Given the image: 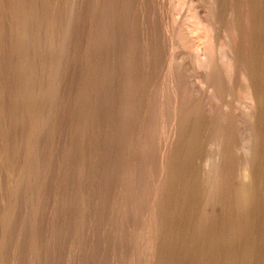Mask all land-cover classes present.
I'll return each instance as SVG.
<instances>
[{
  "label": "rangeland",
  "instance_id": "rangeland-1",
  "mask_svg": "<svg viewBox=\"0 0 264 264\" xmlns=\"http://www.w3.org/2000/svg\"><path fill=\"white\" fill-rule=\"evenodd\" d=\"M0 10H3V8L7 9V11L4 9L3 11H0V20H2V17H4L3 19L7 20V21H2L0 22L2 27V29L0 28V264H218L219 262H221V256H220V260L216 259L218 256L217 255H221L222 252V245L219 241H223L222 237H224V223H222L224 220V218H222V216L224 217V215L222 213H224L223 211V204H222V196H221V187H220V182L217 181V179L219 180V174L216 173V176L212 170L209 171L213 172L211 176H209L210 174L208 173V170L211 169V165L209 161V155H206V153L210 154L211 149H217L216 144L213 143L214 146H211L212 142H215V137L219 138L218 135V131L216 128L213 130V132L216 135L213 134V138H209L212 136V134L208 135L209 132V128H208V124L207 121H201V118L203 119L206 115H203V110L205 111V109L207 110V100H206V91H207V85H205L206 83H202L203 81L205 82L206 79L204 76L203 80H199V78H203V76H201V74L204 75V73H198V72H194L193 70V65L191 63H189V65L183 66L180 65L181 61H179L180 63L176 64L174 61V57H175V61L182 59V54H180L179 52H182V47L179 46L177 47L176 44L178 43V41H180V39L178 38L179 36H177V32L174 31L175 28V19L173 20V17L176 18L177 20V13L178 15L181 14L180 12L184 9L185 12H187L188 10V2L189 0H180V3H183L184 1H188L186 3H183V7L180 4L179 6H176L174 3L175 1L173 0H27V2L23 1V0H0ZM29 1V2H28ZM39 1V2H38ZM46 1V2H45ZM64 1V2H63ZM84 3H82V2ZM110 3H109V2ZM168 1V2H167ZM170 1V2H169ZM183 1V2H182ZM201 1V0H199ZM203 1V0H202ZM201 1V2H202ZM5 3V4H2ZM23 2V3H21ZM55 2V3H54ZM59 4H58V3ZM66 7H64L62 4ZM70 2V3H67ZM88 4H87V3ZM108 2V3H106ZM121 2V3H119ZM30 3V4H29ZM33 3V5H32ZM47 3V4H45ZM70 5V6H68ZM83 4V6L81 7V5ZM143 3V4H142ZM13 4V5H12ZM24 4V5H23ZM37 4H40V8L41 11L39 9V6ZM56 4L59 6H56ZM77 4V5H75ZM81 4V5H80ZM87 4V6L85 5ZM116 4V5H115ZM167 4H174L176 6L177 9H174L175 6L173 5H167ZM3 5V6H2ZM11 7H8V6ZM15 5V6H14ZM17 5V6H16ZM28 5V6H27ZM41 5L43 6V8L41 7ZM47 5V7H46ZM51 6L50 9L54 10L51 12V10L49 9V7ZM54 5V7H53ZM85 5V7H84ZM90 5V7H89ZM110 5V7H109ZM131 5V6H130ZM14 6V8H12ZM23 6V8H22ZM25 6V8H24ZM27 6V7H26ZM34 6V7H33ZM101 7V15H104L102 17H105V22H107V24H110L113 22V20H118L115 22V24H117L115 26V24L112 26L109 25L107 26V24L103 21L104 18H102L101 22H98V19L95 18V14L93 9L96 7ZM103 6V7H102ZM117 6V7H116ZM7 7V8H6ZM19 7V8H18ZM22 9H21V8ZM32 7V9H31ZM76 7V9H75ZM78 7V9H77ZM187 7V9L185 8ZM27 8V10H26ZM36 8V10H35ZM61 8V9H60ZM105 8V9H104ZM119 8V9H118ZM124 8V9H123ZM174 10H173V9ZM181 8V9H180ZM25 9V11L23 10ZM31 9V14L29 12V10ZM44 9V11H43ZM55 9H59V10H55ZM71 9V10H69ZM76 10L75 12H73V10ZM85 9V10H84ZM99 9V10H100ZM112 11H111V10ZM167 9V10H166ZM169 9V10H168ZM14 10V11H13ZM17 10V11H16ZM21 10V11H20ZM34 10V11H33ZM62 10V11H60ZM67 10V12H66ZM82 10V11H81ZM131 10V11H130ZM176 10V11H175ZM181 10V11H180ZM184 10L182 13H184ZM7 13H6V12ZM11 11V12H9ZM26 11H28L27 13H25ZM57 11V12H56ZM61 13H60V12ZM72 11V12H71ZM105 13L107 15L106 12H108L107 18L106 19V15L102 14ZM134 11V13H133ZM136 11V12H135ZM22 12V13H21ZM33 12V14H32ZM37 12H41V13H37ZM71 12V13H70ZM89 12V13H88ZM114 12V13H113ZM127 12V13H126ZM132 12V13H131ZM171 12H175L176 15H173V17L171 16L173 13ZM14 13V15H13ZM18 13V14H17ZM45 13V14H43ZM56 13H59L56 14ZM69 13V14H68ZM76 15H75V14ZM118 15H117V14ZM167 13V14H166ZM174 13V14H175ZM20 14V15H19ZM26 14V15H25ZM36 14V15H35ZM40 14V16H39ZM43 14V15H41ZM51 14V16H50ZM53 14V16H52ZM87 14V15H86ZM92 14V15H91ZM121 14V15H120ZM127 14V15H126ZM3 15V16H2ZM6 17H5V16ZM9 15V16H8ZM69 15V16H67ZM70 15L73 17H70ZM13 16V17H11ZM18 16V18H16ZM21 16V17H20ZM24 16V17H23ZM26 16V17H25ZM29 16V17H28ZM37 16V17H36ZM44 18H43V17ZM63 18H61V17ZM82 16L84 18H82ZM118 18H120L121 20H119ZM122 16V17H121ZM133 16V17H131ZM40 17V18H39ZM48 17V18H47ZM49 17H52L53 20H51ZM54 17V18H53ZM69 17V18H68ZM86 17H88L86 19ZM126 17V19H124ZM9 18V19H8ZM30 18V19H29ZM47 18V19H46ZM79 18V19H78ZM100 18V16H99ZM114 18V19H113ZM132 18V19H130ZM134 18V19H133ZM26 19V20H25ZM30 21H29V20ZM32 19V20H31ZM37 19L42 20V21H37ZM45 19V20H44ZM50 19V20H49ZM62 19V20H61ZM65 19V20H64ZM68 19V20H67ZM72 19V20H70ZM80 19L82 21H80ZM20 20V21H18ZM47 20V21H46ZM50 22H49V21ZM60 20V21H58ZM67 20V22H66ZM70 20V21H69ZM77 20V21H76ZM107 20V21H106ZM169 20V21H168ZM13 21V22H12ZM18 21V22H17ZM22 21V22H21ZM24 21V22H23ZM35 21V22H34ZM37 21V22H36ZM52 21V22H51ZM56 21V22H55ZM62 21V22H61ZM74 21V22H73ZM87 21V22H86ZM112 21V22H110ZM122 21V22H121ZM132 21V23H131ZM10 23L5 24V23ZM55 24H54V23ZM59 22V25L57 24ZM76 22V23H75ZM79 22V23H78ZM98 22V23H97ZM128 22V23H127ZM175 22V23H174ZM4 23V24H3ZM17 25L15 26L14 25ZM18 23V24H17ZM20 23V25H19ZM27 23V24H26ZM35 23V24H34ZM38 23L40 25H38ZM51 25H49V24ZM86 23V24H84ZM105 23V24H103ZM121 23V24H119ZM130 23V24H129ZM173 23V24H171ZM24 24V26H23ZM44 24V25H41ZM72 24V25H71ZM84 24V25H83ZM98 24V25H97ZM103 24V25H101ZM133 24V25H132ZM169 24V26L167 25ZM8 27H6V26ZM48 25V26H47ZM77 25V26H76ZM119 25V26H118ZM123 25V26H122ZM15 26V29L14 27ZM22 26V27H20ZM26 26V27H25ZM58 26V27H57ZM74 29H71L70 28ZM101 26V27H100ZM113 28H112V27ZM135 26V27H133ZM29 27V28H28ZM46 27V28H45ZM84 27V28H83ZM106 29H105V28ZM127 27V28H126ZM130 27V28H129ZM172 27V30H171ZM36 28V29H35ZM40 28V29H39ZM42 28V29H41ZM45 30H44V29ZM57 28V29H56ZM59 28V29H58ZM60 28H61V32L63 31L64 33L60 32ZM82 28V29H81ZM86 28V29H85ZM97 28L99 29V34H100V29H102L103 34L105 35L107 33V37H105L102 32L101 34L97 36ZM116 30H115V29ZM120 28V30H119ZM124 28V29H123ZM165 28H168L170 33H168V29L165 30ZM11 29V31H10ZM14 32H13V30ZM29 29V31H27ZM48 31H47V30ZM63 29V30H62ZM66 29V30H65ZM90 29V30H89ZM123 29V30H122ZM126 29V30H125ZM18 30V31H17ZM27 32H26V31ZM39 30V31H38ZM70 30V32H69ZM97 30V31H96ZM107 32H104V31ZM113 30V31H112ZM115 30V31H114ZM118 30V31H117ZM6 31V32H4ZM16 31V32H15ZM23 31V32H22ZM37 31V34L36 32ZM43 31V32H42ZM50 31H52L50 33ZM56 31V32H55ZM67 31V32H66ZM111 31V32H110ZM120 31V32H119ZM2 32V33H1ZM26 32V33H25ZM29 32V33H28ZM35 32V34H34ZM39 32V33H38ZM45 32V34H44ZM81 32V33H80ZM97 32V33H96ZM119 32V33H118ZM124 32V33H123ZM127 32V33H126ZM133 32V33H132ZM176 32V33H175ZM7 33V34H6ZM57 33V34H56ZM69 33L73 34L69 35ZM86 33V34H85ZM92 33V34H91ZM96 33V36H95ZM113 33V34H112ZM123 33V34H122ZM10 34V35H9ZM12 34V35H11ZM42 34V35H40ZM48 34V35H47ZM66 34V35H64ZM89 34V35H88ZM115 34V35H114ZM126 34H128L126 36ZM165 34H170L165 36ZM175 34V35H173ZM2 35V37H1ZM8 35V36H7ZM17 35V36H16ZM24 35V36H22ZM32 35V37H31ZM37 35V36H36ZM114 35V36H113ZM117 35V37H116ZM21 36V38H20ZM45 36V37H44ZM47 36V37H46ZM57 38H56V37ZM61 36V37H60ZM95 36L96 40H93ZM175 36L176 39H175ZM6 39H5V38ZM11 38H15V41ZM23 37V39H22ZM38 37V38H37ZM64 37V38H63ZM70 37H72L70 39ZM97 37H99L97 39ZM116 37V38H115ZM27 38V40H26ZM32 38V39H31ZM41 38V40H40ZM46 38V39H45ZM89 38V39H88ZM102 38V40H101ZM108 38V39H107ZM118 38V39H117ZM7 39H9L7 42H5ZM18 39V40H17ZM19 39L23 40L21 41V44H19ZM66 41H64V40ZM125 41H124V40ZM172 39L173 42L175 43L176 41L177 43H175L174 48L172 45ZM4 40V41H3ZM13 40V41H12ZM25 40V43H23ZM39 40V41H38ZM71 40V41H70ZM105 42H104V41ZM121 40V41H120ZM13 42V43H9V42ZM19 41V42H18ZM27 41V42H26ZM52 41V42H51ZM73 41V42H72ZM76 41V42H75ZM99 41V43L102 41L103 47L101 49L102 44H99V48H98V44L95 42ZM111 41V43H110ZM123 41V43H122ZM171 41V43H170ZM3 42V43H2ZM17 42V43H16ZM48 42V44H47ZM60 42V43H59ZM70 45H68L67 43ZM82 42V43H81ZM119 42V43H118ZM153 42V44H151ZM6 43V44H5ZM15 43V44H14ZM23 43V44H22ZM35 43V44H34ZM55 43V44H54ZM59 43V44H58ZM93 43V44H92ZM105 43V44H104ZM121 43V44H120ZM14 44V45H13ZM18 44V45H16ZM37 44V45H36ZM74 44V45H73ZM76 44V45H75ZM94 44L97 46L98 49H100L102 52L97 51H93L96 49V46H94ZM167 44V45H165ZM171 44V45H170ZM11 45V46H10ZM35 45V46H34ZM57 45V46H56ZM59 45V46H58ZM119 45V46H118ZM152 45V46H151ZM178 45V44H177ZM22 46V47H20ZM24 46V47H23ZM33 46V47H32ZM43 46V47H42ZM53 46V47H52ZM75 46V47H74ZM79 46V47H77ZM90 46V47H88ZM113 46V47H112ZM123 46V48H122ZM32 47V48H31ZM62 47V48H61ZM106 49H105V48ZM125 47V48H124ZM45 50H43V49ZM72 48V51H71ZM111 50H109V49ZM119 48V49H118ZM122 48V49H121ZM164 48V49H163ZM179 48V49H178ZM17 49H19L17 51ZM50 49V50H49ZM128 49V50H127ZM169 49L172 52H169ZM175 49H177V51L179 50V52H176ZM48 50V51H47ZM63 50V51H62ZM70 50V51H69ZM92 50V51H91ZM122 50V51H120ZM9 51V52H8ZM23 51V52H22ZM25 51V53H24ZM35 51V52H34ZM41 51V52H40ZM57 51V52H56ZM86 51V52H85ZM107 51V54H105ZM109 51V54H108ZM155 51V52H154ZM6 52V53H5ZM20 54H18V53ZM29 52V54H28ZM50 52V53H49ZM89 52V53H88ZM111 52V53H110ZM116 52V53H114ZM124 52V53H123ZM168 52V53H167ZM7 53L9 54V56L7 55ZM15 53V54H14ZM43 53V54H41ZM53 53V54H52ZM57 53V54H56ZM60 53V54H59ZM87 53V54H86ZM100 53V54H99ZM117 53H121L120 55ZM177 53V55H176ZM13 54V56H11ZM21 55V57H19ZM31 54V55H30ZM34 56H33V55ZM51 54V55H50ZM81 54V55H80ZM169 54V56L167 55ZM174 54V55H172ZM27 55H29L31 58H36V59H32L30 57H28ZM55 55V56H54ZM68 55V56H67ZM79 57H78V56ZM86 55V56H85ZM92 57H91V56ZM97 55V56H96ZM101 55V56H100ZM112 55V56H111ZM116 55V56H115ZM181 55V56H180ZM38 56V58H37ZM40 56V57H39ZM122 56V57H121ZM129 56V57H128ZM153 56V57H152ZM2 57H5L2 60ZM9 57V58H7ZM11 57L13 59H11ZM23 57V58H22ZM56 57V58H55ZM104 57V59H103ZM108 57V58H107ZM118 57V58H117ZM158 57V59H157ZM169 57V58H168ZM172 60H170V58H172ZM28 58H30L28 60ZM80 58V59H79ZM91 58V59H90ZM102 58V59H101ZM179 58V59H177ZM56 59V60H55ZM59 59H61L60 61H58ZM68 61H67V60ZM73 59V61H72ZM85 59V60H84ZM98 59V60H97ZM113 59H116L115 61ZM118 59V60H117ZM169 59V60H168ZM14 60V61H13ZM28 60V61H27ZM31 60V61H30ZM46 60V62H45ZM50 60V61H49ZM89 60V61H88ZM107 60V61H106ZM121 60V61H120ZM10 61V62H9ZM57 61V63L55 62ZM66 61V62H65ZM88 61V62H87ZM118 61V62H117ZM164 61V62H163ZM3 62V63H2ZM32 62V63H31ZM52 62V63H51ZM63 62V64H61ZM87 62V63H86ZM96 63L94 65V63ZM104 62V63H103ZM118 66H117V63ZM121 62V63H120ZM174 64L172 66V64ZM11 63V64H9ZM35 63V64H33ZM69 63V64H68ZM72 65H71V64ZM112 63V64H110ZM19 64V65H17ZM21 64V65H20ZM35 67H33V65ZM58 64V65H57ZM67 64V65H66ZM81 64V65H80ZM115 64V65H114ZM158 64V65H157ZM164 64V65H163ZM176 64V68H179L178 70L175 68L172 71V68H174ZM13 65V66H12ZM14 65H16L14 67ZM30 65V66H28ZM41 65V66H40ZM61 65V66H59ZM80 65V66H79ZM171 65V66H170ZM192 65V67H191ZM18 66V67H17ZM21 68L22 72H20V74H22V76L20 77V74H18V68ZM103 66V67H102ZM113 66V67H112ZM123 66V67H122ZM165 66V67H164ZM171 70H170V67ZM2 67V68H1ZM3 67L5 69H3ZM9 67V68H8ZM60 67V68H58ZM66 67V68H65ZM69 67V68H68ZM92 67V68H91ZM114 70H112L111 69ZM120 67V68H119ZM169 67V68H168ZM186 67V68H185ZM189 67H191L189 69ZM13 68V69H12ZM19 68V70H20ZM34 68V69H33ZM69 71H68V69ZM104 68V69H103ZM115 68V69H114ZM157 68V69H156ZM9 69V70H8ZM13 71H12V70ZM71 69V70H70ZM73 69V70H72ZM109 69V70H108ZM130 69V70H129ZM189 69V70H187ZM60 70V71H59ZM85 70V71H84ZM93 70V71H92ZM151 70V71H150ZM153 70V71H152ZM184 70V71H183ZM186 70V72H185ZM192 70V71H191ZM197 71H200V69L197 67L196 69ZM195 70V71H196ZM202 70V69H201ZM30 71V73H29ZM37 71V72H36ZM43 71V73H42ZM57 71V73H56ZM60 73H59V72ZM67 71V72H66ZM74 71V72H73ZM79 71V72H78ZM126 71V72H125ZM155 71V72H154ZM157 71V72H156ZM10 72V74H8ZM71 72V73H70ZM76 72V73H75ZM81 79H80V76ZM89 72V73H88ZM151 72V73H150ZM185 72V73H183ZM193 72V73H192ZM5 73V75L3 74ZM23 73H24V77H23ZM32 73V74H31ZM70 73V74H69ZM73 73V74H72ZM93 73V74H92ZM99 73V74H98ZM101 73V74H100ZM107 73V74H106ZM111 73V74H109ZM117 73V74H116ZM175 73V74H174ZM178 75H177V74ZM190 73V74H188ZM198 73V76H197ZM3 74V75H2ZM18 75L16 77H14L13 79V75ZM26 74L29 75L27 78ZM34 74V75H33ZM42 76H39V75ZM44 74V75H43ZM75 74V75H74ZM113 74V75H112ZM131 74V75H130ZM172 74V78L170 79V76ZM174 74V75H173ZM184 74V76H183ZM196 76H194V75ZM9 75L11 77H9ZM32 75V76H31ZM77 75V76H76ZM84 75V76H82ZM91 75V76H90ZM177 75V76H176ZM180 75L179 80L177 79V77ZM4 76V77H3ZM8 76V77H7ZM31 76V78H30ZM36 76V77H35ZM38 76V77H37ZM62 76H64L63 78H61ZM100 76V77H99ZM102 76V77H101ZM186 76V77H185ZM43 78V81L42 78ZM46 77V78H45ZM48 77V78H47ZM95 77V78H94ZM113 77V78H112ZM153 77V78H152ZM192 77V78H191ZM10 80L13 79V80ZM21 78V79H19ZM28 80V84L27 82L25 83L26 80ZM36 78V79H35ZM50 78V79H49ZM100 80H99V79ZM103 78V79H102ZM144 78V79H143ZM152 78V79H151ZM175 78L176 81L175 82ZM5 79V80H4ZM16 79V80H15ZM49 79V80H48ZM68 79V80H67ZM70 79V80H69ZM74 79V80H73ZM77 81H76V80ZM88 79V80H85ZM173 79V80H172ZM187 79V82H185ZM2 80V81H1ZM24 80V83H23ZM36 80V81H35ZM62 80V81H61ZM84 80V81H83ZM97 80V81H96ZM113 80V81H112ZM127 80V81H126ZM172 80V82L176 83L178 85V83H185L184 84V89H182V84L181 87L173 84H170L169 81ZM189 80V82H188ZM195 82H192V81ZM10 81V82H8ZM14 81V82H12ZM31 81V82H30ZM46 81V82H45ZM50 81V82H48ZM68 81V82H67ZM73 81V82H72ZM82 81V82H81ZM100 81V82H99ZM118 81V83H117ZM202 81V82H201ZM2 82V83H1ZM36 82V83H35ZM45 82V83H44ZM105 82V83H104ZM120 82V84H119ZM7 85H6V84ZM10 83H12L11 85H9ZM61 83V84H60ZM65 83V84H64ZM69 83V84H68ZM76 83V84H75ZM78 83H82V84H78ZM88 83V84H87ZM92 83V85H91ZM95 83L97 85H95ZM190 83H192L191 85H189ZM199 83V84H198ZM5 84V85H4ZM26 85V86H23ZM67 84V85H66ZM113 84V85H112ZM118 84V85H115ZM168 84V85H167ZM189 86H188V85ZM201 84V85H200ZM204 84V85H203ZM28 85V87H27ZM40 85V86H39ZM64 87H63V86ZM81 85H83L81 87ZM167 85V86H165ZM171 85H175L172 86ZM6 86V87H5ZM8 86V87H7ZM31 88H30V87ZM46 86V87H45ZM50 86V88H48ZM52 86H54V88H52ZM71 88V89H69ZM77 86V88H76ZM103 86V88H101ZM105 86V87H104ZM120 86V87H119ZM169 86V87H168ZM177 86V88H176ZM188 88H185V87ZM24 87H27V89H24ZM33 87V88H32ZM37 87V88H35ZM56 87V88H55ZM61 91L57 92L59 89ZM66 87V88H65ZM74 87V89H72ZM91 87V88H90ZM95 87V88H94ZM99 87V88H98ZM119 87V90L118 88ZM140 87V88H139ZM196 87V88H195ZM13 88V89H12ZM30 88V89H29ZM48 88V89H47ZM85 88V89H84ZM97 88V89H96ZM128 88V89H127ZM139 88V89H138ZM153 88V89H152ZM169 88H171L169 90ZM177 90H176V89ZM191 88L195 90L192 92H189L191 90ZM198 88V89H197ZM2 89V90H1ZM10 91H9V90ZM11 89L13 91H11ZM33 89V90H31ZM44 89L43 91H40ZM47 89V90H46ZM55 89V90H53ZM77 92H76V90ZM84 89V90H83ZM22 90V91H20ZM24 90V91H23ZM28 90V91H27ZM31 90V91H30ZM38 90V91H37ZM46 90V91H45ZM51 91V93L49 91ZM80 90V91H79ZM93 90V92H92ZM100 90V91H99ZM101 90L102 93H101ZM118 90V91H117ZM137 90V91H136ZM172 90V91H171ZM174 90V91H173ZM176 90V91H175ZM187 90V91H186ZM36 91V92H35ZM40 91V92H39ZM56 91V92H55ZM71 91V92H70ZM89 91V92H88ZM113 91V92H112ZM136 91V92H135ZM164 91V92H163ZM182 91V92H180ZM202 91V93H201ZM205 91V92H203ZM15 92V93H14ZM24 92H26L25 94H23V96H21ZM30 92V95H28ZM31 92H35L36 96L31 93ZM43 92V94L41 93ZM46 92V93H45ZM49 92V94H48ZM54 92V93H52ZM76 92V94H74ZM81 92V93H80ZM92 92V93H91ZM172 92V94L174 95H170V93ZM175 92V93H174ZM177 92V93H176ZM186 93V95L184 93ZM190 94H189V93ZM200 92V93H198ZM12 93V94H11ZM16 95H14V94ZM37 93H41L37 94ZM90 93V94H89ZM101 93V94H100ZM179 93V94H178ZM182 93V94H181ZM205 93V94H204ZM53 94V96L51 95ZM74 94V95H73ZM86 94V95H85ZM95 96H94V95ZM104 94V95H103ZM137 94V95H136ZM179 95L177 97V99L175 100L176 96ZM182 95V99H181V95ZM193 94V96H191ZM203 94V96H202ZM26 95L29 97H27L29 99L26 100L25 97ZM35 98H34V96ZM38 95V96H37ZM82 95V96H80ZM88 95V96H87ZM97 95V96H96ZM102 95V96H100ZM108 95V96H107ZM184 95V97H183ZM189 95V96H188ZM201 95V96H199ZM205 95V96H204ZM5 98H3V97ZM20 96V97H19ZM25 96V97H24ZM40 96V97H39ZM49 96V97H48ZM56 96V97H55ZM64 96V97H63ZM72 96V97H71ZM81 98H78V97ZM84 96V97H83ZM94 96V97H93ZM101 99H99L100 97ZM174 98L172 99L171 98ZM187 96V97H186ZM192 98H191V97ZM195 96V97H194ZM24 97V98H23ZM33 97V98H32ZM99 97V98H97ZM125 97V98H124ZM128 97V98H127ZM131 97V98H130ZM180 97V99H179ZM191 99H190V98ZM195 99H194V98ZM197 97V98H196ZM199 97H204V98H199ZM7 98V99H6ZM8 98H12L11 100L13 102H11L10 99ZM37 98H39L37 100ZM58 98V99H56ZM61 100H60V99ZM71 98V99H70ZM76 98V99H75ZM84 98V99H83ZM119 98V99H118ZM156 98V99H155ZM162 98V99H161ZM186 98V99H185ZM199 98V99H198ZM3 99V100H1ZM19 99H20V103H19ZM22 99V100H21ZM24 99V100H23ZM34 100V102H32V100ZM50 101H49V100ZM76 101H75V100ZM81 99V100H80ZM88 99V100H87ZM94 99V101H93ZM112 102L114 103H108V102ZM116 99V100H115ZM130 99V100H129ZM179 99V101H178ZM190 99V100H189ZM193 99V100H192ZM10 100V103H8V101ZM27 102H26V101ZM31 100V101H30ZM43 104H42V101ZM59 100V101H58ZM73 100V101H72ZM78 100V101H77ZM80 100V101H79ZM83 100V103H82ZM98 100V101H97ZM103 100V101H102ZM184 101L185 104L181 103V101ZM188 100V102H187ZM16 101V102H15ZM18 101V102H17ZM25 103H23V102ZM39 101V102H38ZM47 101V102H46ZM53 101V103H52ZM63 101V102H62ZM67 101V102H66ZM91 101V103L89 102ZM106 101V102H105ZM119 101V103H118ZM135 101V102H134ZM154 101V102H153ZM175 101V103H174ZM178 101V102H177ZM193 102L192 104L194 105H190V102ZM29 102V103H28ZM30 102H32V106L30 105ZM45 102V103H44ZM51 102V103H50ZM56 102V103H55ZM62 102V103H61ZM69 102V103H68ZM85 102V104H84ZM98 102V103H97ZM104 102V103H103ZM199 102V103H198ZM206 102V103H205ZM4 103V104H3ZM8 103V105H7ZM14 103L16 105H14ZM22 104V106H20ZM39 103V104H38ZM48 103V104H46ZM59 103V105H58ZM65 103V104H64ZM78 103V104H77ZM82 105H81V104ZM94 103V105H93ZM108 103V104H107ZM174 103V106L173 104ZM188 103V104H187ZM10 104V105H9ZM27 104H29V107L27 106ZM36 104V105H35ZM55 104V106H54ZM57 104V105H56ZM62 106H61V105ZM70 104V105H69ZM73 104V105H72ZM84 104V105H83ZM91 104V105H90ZM117 104V105H116ZM143 104V105H142ZM178 104L179 107H177V109H179V111L177 109H175V105ZM4 105L6 107H4ZM13 105V106H12ZM41 105V106H40ZM45 105V106H44ZM72 105V107H71ZM76 105V106H75ZM98 105V107H97ZM100 105V106H99ZM113 105V106H112ZM120 105V107H119ZM126 105V106H125ZM146 105V106H145ZM168 105H170V107L174 108L175 110H172ZM186 105L191 108H189L187 110V108L185 109L187 112H185V110L180 109L183 106ZM3 106V107H2ZM12 106V107H11ZM15 106V107H14ZM17 106L20 107L16 108ZM23 106H27L26 109ZM35 106V108H34ZM38 108H37V107ZM54 106V108H53ZM58 106V107H57ZM65 106V107H64ZM104 106V107H103ZM109 106V108H108ZM125 106V107H124ZM133 106V107H131ZM168 106V107H167ZM200 106V107H199ZM202 106V107H201ZM206 107L205 109H203L204 107ZM2 107V108H1ZM32 107V110H31ZM42 107V109L40 108ZM62 107V109H60ZM64 107V110H63ZM82 107V108H81ZM89 107V109L87 108ZM102 107V108H101ZM115 107H117L116 109H114ZM183 107V108H185ZM194 107V110L196 107H198L196 110L193 112L196 114H202L201 115H197V118H199L197 122V118L196 120H192L194 119L195 114L194 113H190L192 111ZM22 108V109H21ZM34 108V109H33ZM71 108V109H69ZM74 108V110H73ZM80 108V109H79ZM99 108V109H98ZM129 108V109H128ZM160 108V109H159ZM8 109V110H7ZM17 109L18 112H17ZM37 109V111H36ZM40 109V111H39ZM49 109H52V111L50 112ZM54 109V110H53ZM60 109V111H59ZM68 109V110H67ZM76 109V110H75ZM88 109V110H87ZM104 109V110H103ZM106 109V110H105ZM127 109V110H126ZM133 109V110H132ZM142 109V110H141ZM27 110V111H26ZM45 110V113H44ZM49 110V112H48ZM56 110V111H55ZM62 110V111H61ZM70 110H72L70 112ZM79 110V111H77ZM81 110V111H80ZM90 110V112H89ZM93 110V111H92ZM96 110V111H95ZM99 110V111H98ZM101 110V111H100ZM125 110V111H124ZM129 110V112H128ZM156 110V111H155ZM170 110V111H169ZM183 115H182V112ZM16 111V112H15ZM36 113H35V112ZM43 111V112H41ZM58 111V112H57ZM65 111V112H64ZM103 111V112H102ZM105 111V112H104ZM112 113H111V112ZM117 111V112H116ZM136 111V112H135ZM175 111V112H173ZM200 111V112H198ZM208 111V110H207ZM5 112V113H4ZM8 112V113H7ZM24 112V113H23ZM37 112H39L37 114ZM41 112V114H40ZM47 112V113H46ZM60 112V113H59ZM62 112V113H61ZM70 112V113H68ZM80 112V113H79ZM88 112V113H87ZM95 112V113H94ZM99 112V113H98ZM102 112V113H101ZM121 112V113H120ZM126 114H124V113ZM165 112V113H164ZM172 112V113H171ZM177 112V113H176ZM181 112V113H179ZM2 113V114H1ZM4 113V114H3ZM20 113V115H19ZM27 115H26V114ZM33 113V116H32ZM51 113V114H50ZM56 113V115H55ZM62 114V115H58V114ZM77 113V116H76ZM84 113V114H83ZM98 116H97V114ZM108 113V115L106 114ZM110 113V114H109ZM133 113V114H132ZM154 113V114H153ZM162 113V114H161ZM186 115H185V114ZM208 113V112H206ZM14 114V115H13ZM36 114V116L34 117V115ZM48 114V115H47ZM96 114V116H95ZM103 114V116H102ZM112 114V116H111ZM124 114V115H123ZM167 114V115H165ZM178 114V115H177ZM181 114V116L179 115ZM193 114L194 116L190 115ZM6 115V116H5ZM10 115V116H9ZM17 115H19L17 117ZM44 115V116H43ZM54 115V116H53ZM68 115V117H67ZM70 115V116H69ZM92 115V116H91ZM106 115V116H105ZM120 115V116H119ZM123 115V116H122ZM176 115V116H175ZM208 115V114H207ZM8 117L5 119V117ZM44 119H42L41 117ZM51 118H49V117ZM58 116L59 118H56ZM62 116H64L62 118ZM74 116V117H73ZM102 116V117H101ZM105 116V117H104ZM108 116V117H107ZM118 116V117H117ZM130 116V117H129ZM147 116V117H146ZM187 118L184 119L183 118ZM187 116V117H185ZM4 119H3V118ZM14 117V118H13ZM21 117H28L27 120L25 118H21ZM30 117V118H29ZM34 118V121L33 118ZM42 121H39V119ZM47 117V118H46ZM53 117V118H52ZM56 119H55V118ZM67 117V118H66ZM77 117V119H76ZM83 117V118H81ZM85 117V118H84ZM91 117V118H89ZM94 117V118H93ZM124 117V118H123ZM129 117V119H128ZM149 117V118H148ZM172 117V118H170ZM177 117L182 118L179 119L178 118V122H176V124H171V121L175 119V121H177ZM188 117H191L192 122L190 121V119ZM21 118V119H20ZM32 118V119H31ZM48 119V121L45 120ZM65 118V119H64ZM100 118V120H99ZM107 118V119H106ZM113 118V119H112ZM119 118V119H117ZM165 118V119H164ZM13 119V120H12ZM18 119V120H17ZM24 119V120H23ZM29 119V120H28ZM54 119V121H53ZM61 119V120H60ZM68 119V120H67ZM75 119V120H74ZM81 119H84L82 121H80ZM90 119V122H89ZM95 119V121H94ZM103 121H102V120ZM115 119H117V122ZM124 119H126L124 121ZM4 120V122H3ZM10 120V121H9ZM22 120V121H21ZM38 120V123H37ZM66 120V121H65ZM108 122H107V121ZM111 120V121H110ZM182 120V121H181ZM184 120V121H183ZM205 120H207V118L205 117ZM14 121V123H13ZM17 121V122H16ZM19 121V122H18ZM26 121V122H25ZM28 121V123H27ZM49 121L51 123H49ZM56 121H62V122H57ZM65 121V123H64ZM70 121V122H69ZM73 121V122H72ZM74 121L75 124L74 125ZM79 121V123L77 122ZM85 121V122H83ZM88 121V122H87ZM102 121V122H101ZM124 121V122H123ZM181 121V123H180ZM189 121V122H188ZM195 121V122H193ZM10 122V123H9ZM25 124H23V123ZM30 122V123H29ZM42 124H41V123ZM46 122V123H45ZM55 122V123H54ZM81 122V124H80ZM97 122L98 125H97ZM104 122V124H102ZM127 122V123H126ZM201 122V123H200ZM204 122V123H203ZM12 123V124H11ZM16 123V124H15ZM36 123V124H35ZM70 123V124H69ZM90 123V124H89ZM113 123V124H111ZM123 123V124H121ZM170 123V124H169ZM175 123V122H174ZM180 123V124H178ZM184 123V124H183ZM186 123V124H185ZM189 123V124H188ZM11 124V125H10ZM21 124V125H20ZM29 124V126H28ZM38 124V125H37ZM48 124V125H47ZM59 124V125H58ZM62 124V125H61ZM66 124V125H64ZM80 124V125H79ZM100 124V126H99ZM107 124V125H106ZM126 124L129 126H126ZM201 124H205L207 126L201 125ZM40 125V127H38ZM42 125V126H41ZM50 125V126H49ZM57 125V126H56ZM63 126V128L61 126ZM71 127L69 128L68 126ZM91 127H90V126ZM95 125V126H94ZM103 125V126H102ZM104 125L106 127H104ZM111 127H109V126ZM152 125V126H151ZM174 125H176L177 127H175ZM179 125V126H178ZM201 125V126H199ZM4 126V127H3ZM10 126V127H9ZM14 126V127H13ZM33 126V127H32ZM59 126L61 128H59ZM70 129H68L67 127ZM97 126V127H96ZM114 126V127H112ZM117 126V127H116ZM122 128H120V127ZM151 126V127H149ZM6 127V128H5ZM32 127V129H30ZM52 127V128H51ZM66 127V128H65ZM83 127V128H81ZM93 127V128H92ZM95 127V128H94ZM104 127V128H103ZM108 127V128H107ZM141 127V128H140ZM171 127L173 129H171ZM175 127V128H174ZM193 127V128H190ZM196 127V128H195ZM198 127V128H197ZM16 128V129H15ZM28 128V129H27ZM54 128V129H53ZM79 128V129H78ZM89 132L87 133L88 129ZM92 128V129H91ZM100 131H99V129ZM126 128V130H125ZM128 128V130H127ZM185 128H189L186 129ZM195 128V129H194ZM13 129V131H12ZM18 129V130H17ZM36 130V133L35 130ZM39 129V131L41 129L40 132L37 130ZM48 131H47V130ZM51 129H53L51 131ZM60 129V130H59ZM62 129V130H61ZM65 129V130H64ZM98 131V135L96 133V130ZM115 129V130H114ZM117 129V130H116ZM120 129V130H119ZM132 129V130H130ZM180 129V130H179ZM192 129V131H191ZM200 129V130H199ZM206 129V130H205ZM4 132H3V131ZM33 133L32 134V131ZM56 131V134L55 131ZM68 130V131H66ZM84 130V131H83ZM173 130V131H172ZM199 130V131H198ZM11 131V132H10ZM46 131V132H45ZM86 131V132H85ZM110 131V133H109ZM114 131V132H112ZM121 131V132H120ZM124 131V132H123ZM170 131L174 132L170 135ZM179 131V132H178ZM183 131V132H182ZM185 131V132H184ZM205 131H208L205 132ZM8 132V133H6ZM10 132V133H9ZM19 132V133H18ZM31 132V133H30ZM44 132V133H43ZM52 132V133H51ZM67 132V133H65ZM85 132V133H84ZM104 132V133H103ZM109 134H108V133ZM126 132H131L126 133ZM146 132V133H145ZM165 132V133H164ZM190 132V134H188ZM38 133V134H37ZM40 133V135H39ZM51 133V134H50ZM63 133V134H62ZM71 133L75 134L72 135ZM116 133V134H114ZM178 133V134H177ZM192 133V135H191ZM204 133V134H203ZM5 134V135H4ZM17 136H16V135ZM43 136H42V135ZM46 134V135H45ZM70 136V137H66L65 135ZM107 134V135H106ZM143 134V135H142ZM164 134V135H163ZM183 134V135H182ZM187 134V135H186ZM29 135V136H28ZM35 135V136H34ZM38 135V136H37ZM122 137H121V136ZM130 137H129V136ZM145 135V136H144ZM177 135V136H176ZM190 135V138H189ZM207 135V137H206ZM9 136V137H8ZM14 136V137H13ZM41 138H40V137ZM50 136V137H49ZM106 136V137H105ZM110 136V137H109ZM128 136V137H126ZM165 136V138H164ZM181 139H180V137ZM195 136V137H194ZM199 136V137H198ZM3 139H2V138ZM23 137V138H22ZM36 137V138H35ZM43 137V138H42ZM49 137V138H47ZM59 137V138H57ZM62 137V138H61ZM83 137V138H82ZM94 137V138H93ZM102 137V138H101ZM104 137V138H103ZM132 137V138H131ZM143 137V138H142ZM178 137V138H177ZM193 137L195 138L194 140L197 141V143L193 140ZM204 137V138H203ZM7 138V139H6ZM19 138V139H18ZM22 138V139H21ZM37 138H39L38 140H40L41 144L39 143V141L37 140ZM46 138V139H45ZM56 138V140H55ZM61 138V139H60ZM75 138H77L75 140ZM113 138V139H112ZM118 138V139H117ZM125 138V140H123ZM128 138V139H126ZM134 138V139H133ZM155 138V139H154ZM171 140H170V139ZM175 139L174 141L172 139ZM197 138V139H196ZM202 138V139H201ZM208 138V139H206ZM6 139V140H5ZM35 139V140H34ZM42 139V140H41ZM51 139V140H50ZM55 141H53V140ZM74 139V140H73ZM99 139V140H98ZM118 141H117V140ZM179 139V140H178ZM185 139V140H183ZM189 139V141H188ZM192 139V141H190ZM204 139V140H203ZM206 139V140H205ZM212 139V142H211ZM8 140V141H7ZM50 140V142H48ZM58 140V141H57ZM73 142H72V141ZM98 140V141H97ZM113 140V141H112ZM120 140V141H119ZM122 140V142H121ZM127 140V141H126ZM200 140V141H198ZM219 140V139H218ZM218 140H216L218 142ZM44 143H43V142ZM57 141V142H56ZM62 141V142H61ZM68 141V142H67ZM71 142V146L70 143ZM78 141V142H77ZM93 141V142H92ZM101 141V142H100ZM107 141V142H106ZM167 141V142H165ZM172 143H170V142ZM176 141V142H175ZM178 141V142H177ZM204 141V143H203ZM37 142V144H36ZM46 142V143H45ZM60 144H59V143ZM113 142L115 143V145L113 144ZM127 144H126V143ZM181 145H180V143ZM184 142V143H183ZM193 142H195V147L197 148H193L194 144ZM216 142V143H217ZM4 143V144H3ZM15 143V144H14ZM43 143V145H42ZM50 143V144H47ZM54 143V144H52ZM84 143V144H83ZM106 145H105V144ZM111 143V144H110ZM117 143V144H116ZM125 143V144H124ZM169 143L172 144V146L175 147L173 148L172 146H170V149L172 147L171 151L169 149V147H167ZM174 143V144H173ZM178 143V144H176ZM183 143V144H182ZM187 143V144H186ZM211 143V144H210ZM37 148H35L36 146ZM42 145L39 147V145ZM52 144V145H51ZM83 144V145H82ZM90 146H88V145ZM137 144L139 146H137ZM185 144V145H184ZM191 144V146L189 145ZM197 145L202 144V146L200 145V147L198 148ZM207 144L210 145L212 148H208L210 146L207 147ZM18 145V146H15ZM51 145V146H50ZM64 148H62V146ZM87 145V146H85ZM108 145V146H107ZM112 145V146H111ZM130 145V146H129ZM178 145V147H177ZM193 145V146H192ZM2 146V147H1ZM4 146V147H3ZM6 146V147H5ZM9 146V147H8ZM32 146V147H31ZM44 146V147H43ZM47 146V147H46ZM49 146V147H48ZM75 146V147H74ZM91 146H93L91 148ZM107 146V147H106ZM127 146V147H126ZM182 146V147H181ZM185 146V148L183 147ZM188 146V147H187ZM23 147V148H22ZM28 147V148H27ZM34 147V148H33ZM40 149H39V148ZM59 147V148H58ZM69 147V148H68ZM73 147V148H71ZM111 147V148H110ZM125 147V148H124ZM191 147V148H190ZM202 147V148H201ZM30 148V149H29ZM90 148V149H89ZM109 148V149H108ZM138 148V149H137ZM164 148V149H163ZM168 148L170 153H174V154H170L168 153ZM203 148H206V150H204ZM208 148V151H207ZM6 149V150H5ZM32 149V150H31ZM50 149V150H49ZM92 149V150H91ZM103 149V150H102ZM154 149V150H153ZM182 149V150H180ZM188 149V150H186ZM198 149V150H197ZM9 150V151H8ZM15 150V151H14ZM31 150V151H28ZM48 150V151H47ZM54 152H52V151ZM61 152H60V151ZM74 150V151H73ZM78 152H76V151ZM82 150V151H81ZM85 150H87V152L91 153L88 155H85ZM90 150V151H89ZM96 150V151H95ZM135 150V151H134ZM191 150V151H190ZM194 150V152H193ZM204 150V151H203ZM6 151V152H5ZM21 151V152H20ZM42 151V152H41ZM109 151V153H107ZM124 151V152H123ZM157 151V152H156ZM160 151V152H159ZM179 151V152H178ZM186 151V152H185ZM191 153H190V152ZM207 151V152H205ZM216 151V150H215ZM47 152V153H46ZM65 152V153H64ZM73 152V153H71ZM75 152V154H74ZM86 152V153H87ZM95 152V153H94ZM97 152V153H96ZM184 154H182V153ZM217 152V151H216ZM63 153V154H62ZM107 155H106V154ZM111 153V154H110ZM123 153V154H122ZM127 153V154H126ZM168 153V154H167ZM178 153V154H177ZM187 153V154H186ZM199 153V154H198ZM201 153V154H200ZM29 154V155H28ZM32 154V155H31ZM44 154V155H42ZM47 156H46V155ZM52 154V155H51ZM68 154V156H67ZM81 154H83L81 156ZM103 154V155H102ZM114 154V155H113ZM118 154V155H117ZM138 154V155H137ZM157 154V155H156ZM161 154V156H160ZM163 154V155H162ZM170 154V155H169ZM180 154V155H179ZM190 154V155H189ZM204 154V157L202 156ZM17 155V156H16ZM40 155V156H39ZM55 155V156H54ZM59 155V157L57 156ZM77 155V156H76ZM96 157H95V156ZM98 155V156H97ZM173 155L175 160L178 159L180 162H184V163H180L178 160H174ZM179 155V156H178ZM196 155V156H195ZM22 156V157H21ZM42 156V157H41ZM45 156V157H44ZM53 156V157H52ZM63 156V157H62ZM76 158H72V157ZM84 156V157H83ZM86 156V157H85ZM102 156V158H101ZM104 156H108V158H104ZM120 158H119V157ZM128 156V158H127ZM138 156V157H137ZM159 156V157H158ZM176 156V157H175ZM183 156V157H182ZM186 156V157H185ZM195 156V157H194ZM35 157V158H34ZM40 157V159H39ZM51 157V159H50ZM54 157H56L58 160H54ZM62 157V158H61ZM88 157H92L90 160L88 159ZM100 157V158H99ZM109 157H111L110 159H112V161L109 159ZM116 157H118L117 160ZM154 157V158H152ZM162 157V158H161ZM168 157V158H167ZM178 157V158H177ZM181 157V159L179 158ZM190 157V158H189ZM197 157V158H196ZM204 160H202L201 158ZM208 157V161L207 158ZM41 158H43L41 160ZM97 158V159H96ZM122 158V159H121ZM165 158V160H164ZM188 158V159H187ZM8 159V160H7ZM34 159V160H32ZM66 163H65V160ZM74 161H72V160ZM77 159V160H76ZM101 161H100V160ZM103 161L105 162H102ZM109 159V160H108ZM116 159V160H114ZM170 159V160H169ZM186 159V160H185ZM190 159V160H189ZM194 159V160H193ZM41 160V163H40ZM54 160V161H53ZM76 160V161H75ZM80 160V161H79ZM87 160V161H86ZM122 160V161H120ZM145 160V161H144ZM160 162H159V161ZM163 160V161H162ZM168 160V161H167ZM196 160V164L194 163V161ZM199 160V161H198ZM201 160V161H200ZM33 164L31 165L30 162ZM39 161V162H38ZM44 161H47L46 163ZM51 161H53L51 163ZM57 161V162H56ZM62 161V162H61ZM89 161V162H88ZM100 161V162H99ZM110 161V163L108 162ZM114 161V162H113ZM158 161V162H156ZM164 161H167L169 163V165L165 164ZM193 161V162H192ZM38 162V163H36ZM61 164H59V163ZM71 162V163H70ZM76 162V163H74ZM94 162V163H93ZM118 162V163H117ZM155 162V163H154ZM176 162V164H175ZM188 162V163H187ZM40 163V164H39ZM42 163L44 165H42ZM57 163V164H56ZM90 163V164H88ZM107 163V165H106ZM114 163V165H113ZM194 163V166L192 165ZM198 163V164H197ZM30 164V165H28ZM37 164V165H34ZM59 164V165H58ZM68 164V165H67ZM84 164V165H83ZM93 164V165H91ZM95 164V165H94ZM100 164V165H99ZM148 164V165H147ZM204 164V165H203ZM206 164V166H205ZM207 164L210 165L208 166V170L204 169L205 167H207ZM39 165V166H38ZM54 165V166H52ZM72 165V166H71ZM77 165V166H76ZM83 165V167L81 166ZM85 165H89L92 167V169H90V167L85 166ZM98 165V166H97ZM103 165V166H102ZM106 165V166H104ZM113 165V166H112ZM171 165V166H170ZM189 165V166H188ZM192 165V167H191ZM197 165H201V166H197ZM18 166V167H17ZM34 166V167H33ZM38 166V169H37ZM50 166V168H49ZM71 166V167H70ZM105 168H102V167ZM111 166V167H110ZM148 166V167H147ZM151 168H150V167ZM170 166V167H169ZM197 166V167H196ZM42 167V168H41ZM46 167V168H45ZM53 169H52V168ZM63 167V168H62ZM65 167V169H64ZM68 167V168H67ZM75 169H73V168ZM83 170H82V168ZM158 167V168H157ZM163 167V168H162ZM188 169H187V168ZM17 168V169H16ZM48 168V169H47ZM56 168V169H55ZM62 168V170H61ZM86 168V170L84 169ZM99 168V169H98ZM111 168V170H110ZM166 170H165V169ZM174 168V169H173ZM192 168V169H190ZM195 168V169H194ZM198 168V169H197ZM201 170H200V169ZM42 169V170H41ZM46 169V170H45ZM51 169V170H50ZM55 169V170H54ZM72 169V170H71ZM90 169V170H89ZM140 169V170H139ZM182 169V170H181ZM185 169V170H184ZM197 169V170H196ZM49 172H48V171ZM54 170V171H53ZM57 170V171H56ZM66 170V171H65ZM69 170V171H68ZM94 170V171H93ZM103 170V171H102ZM181 172H180V171ZM194 170V171H193ZM196 170V171H195ZM23 171V172H22ZM56 171V172H55ZM60 171H63L60 173ZM66 173H65V172ZM86 171V172H85ZM90 171V172H89ZM93 171V174H92ZM109 171V172H108ZM112 171V172H111ZM118 171V172H117ZM122 171V172H121ZM132 171V172H131ZM151 171V172H150ZM176 171V172H174ZM198 171H199V176H198ZM202 171V172H201ZM206 171V172H204ZM36 172V173H35ZM40 172V173H39ZM82 172V173H81ZM89 172V174H88ZM100 172V174H99ZM121 172V173H120ZM131 172V173H130ZM134 172V173H133ZM137 172V173H136ZM183 172V174H182ZM191 172V173H190ZM197 172V173H196ZM19 173V174H18ZM25 173V174H24ZM28 173V175H27ZM40 174V177L38 174ZM46 173V174H45ZM54 173V174H53ZM56 173V174H55ZM58 173V174H57ZM80 173V174H79ZM87 173V174H85ZM105 175H104V174ZM115 173V174H114ZM124 173V174H123ZM162 173V174H161ZM169 173V176H168ZM173 173V174H172ZM182 177H181V174ZM207 175H205V174ZM23 174V175H22ZM37 174V176H36ZM53 174V175H52ZM65 174V175H64ZM83 174V175H82ZM92 174V175H90ZM102 174V175H101ZM138 174V175H137ZM154 174V175H153ZM156 174V175H155ZM160 174V175H159ZM175 174V175H174ZM177 174V175H176ZM193 174V175H192ZM196 174V175H195ZM48 175V177L46 176ZM51 175V176H50ZM55 175V176H54ZM72 175V176H71ZM86 175V176H85ZM95 175V176H94ZM100 175V176H99ZM112 175V176H111ZM114 175V176H113ZM117 175V176H116ZM140 175V176H139ZM171 175V176H170ZM192 175V177H191ZM203 175V176H202ZM214 175V176H213ZM218 175V176H217ZM75 176V178L73 177ZM97 176V178H96ZM107 176H111V178L107 177ZM120 176V177H119ZM146 176V177H145ZM180 176V177H179ZM184 176V177H183ZM187 176V177H185ZM201 176V177H200ZM30 177V178H29ZM47 179H46V178ZM52 177V178H51ZM54 177V178H53ZM58 177V179H57ZM61 177V178H60ZM69 177V178H68ZM73 177V178H72ZM81 177V178H80ZM95 177V179H94ZM113 177V180H112ZM141 177V178H140ZM157 177V178H156ZM171 177V179H170ZM178 177V178H177ZM191 177V178H189ZM209 179H207V178ZM213 177H215V183L213 182ZM79 178V179H78ZM83 178V179H82ZM118 179L116 181V179ZM128 178V179H127ZM164 178V179H163ZM168 178V179H167ZM196 178V179H194ZM204 178V179H203ZM18 179V180H16ZM35 179V180H34ZM46 179V181L44 180ZM56 181H53V180ZM108 179V180H107ZM136 179V180H135ZM138 179V180H137ZM159 179V180H158ZM174 179V180H173ZM206 179V180H205ZM33 180V181H32ZM41 180V181H40ZM52 180V181H51ZM68 180V181H67ZM71 180V182H70ZM105 180V181H104ZM129 180V181H128ZM135 180V181H134ZM20 181V182H19ZM75 181V182H74ZM87 181V182H86ZM93 181V182H92ZM99 181V182H98ZM116 181V182H115ZM124 183H123V182ZM131 181V182H130ZM148 181V182H147ZM164 181V182H163ZM23 182V184H21ZM57 182V183H56ZM61 182V184H60ZM69 182V183H68ZM78 182V184L76 185V183ZM102 182V184L100 183ZM104 182V183H103ZM109 182V183H108ZM134 182V184H133ZM136 182V183H135ZM140 182V183H138ZM167 182V183H165ZM170 182V183H168ZM177 182V183H176ZM218 184H217V183ZM20 183V184H19ZM43 183V184H42ZM45 183V184H44ZM49 183L52 184V187ZM73 183V184H72ZM83 183V184H81ZM131 183V184H130ZM142 183V184H141ZM159 183V184H158ZM162 183V184H161ZM176 183V184H175ZM197 183V184H196ZM199 183V184H198ZM204 186H203V184ZM211 183V184H210ZM48 185V186H44V185ZM60 184V185H59ZM69 184H71L70 186H68ZM80 184V185H79ZM99 184V185H98ZM172 184V185H171ZM174 184V185H173ZM207 184V185H206ZM216 188H215V186ZM18 185V186H16ZM29 185V186H28ZM32 185H34L32 187ZM56 185V186H55ZM74 185V186H73ZM86 187H85V186ZM108 185V186H106ZM129 185V186H128ZM141 185V186H140ZM182 185V186H181ZM212 185V186H211ZM218 185V186H217ZM20 186V188H19ZM28 186V187H25ZM56 188H55V187ZM58 186V187H57ZM67 186L69 188H67ZM76 186H78L76 188ZM84 186V187H83ZM90 186V187H89ZM102 186V187H101ZM113 186V187H112ZM136 186V187H135ZM149 186V188H148ZM162 186V187H161ZM164 186H167L166 189L164 188ZM172 186V187H171ZM175 186V188H174ZM180 186V188H179ZM193 188H192V187ZM31 187V188H30ZM48 187V188H47ZM54 187V188H53ZM72 190H71V188ZM100 187V188H99ZM123 187V188H122ZM138 187V188H137ZM161 187V188H160ZM182 187V188H181ZM198 187V188H197ZM204 187V188H203ZM220 187V188H219ZM20 190H19V189ZM42 188V189H41ZM47 188V189H46ZM53 188V189H52ZM58 188V190H57ZM87 188V189H86ZM89 188V189H88ZM103 188V189H102ZM112 188V189H111ZM116 188V189H115ZM177 188V191H176ZM179 188V189H178ZM201 188V189H200ZM215 188V189H214ZM219 188V190H218ZM38 189V190H37ZM45 189V190H44ZM62 189V191H61ZM65 189V190H64ZM69 191H68V190ZM76 189V190H75ZM83 189V192H82ZM85 189V190H84ZM99 189V190H98ZM124 189V191H123ZM138 189V190H136ZM165 192H164V190ZM169 189V190H167ZM172 189V190H171ZM207 189V190H206ZM16 190V191H15ZM28 190V191H27ZM36 191L34 193V191ZM43 190V191H42ZM56 190V191H55ZM87 190V191H86ZM91 190V191H89ZM95 190V191H94ZM118 190V191H117ZM135 190V191H133ZM154 190V191H153ZM205 190V191H204ZM18 191V192H17ZM48 191V192H47ZM53 191V192H52ZM78 191V193H77ZM86 191V192H85ZM159 191V192H158ZM164 193V195L160 192ZM169 191V192H167ZM172 191V192H171ZM174 191V192H173ZM186 191V193H185ZM217 191V192H216ZM220 191V192H218ZM51 192V193H49ZM66 192V193H65ZM72 192V193H71ZM90 192V193H89ZM108 192V193H107ZM124 192V193H122ZM139 194H138V193ZM171 192V193H170ZM175 195V193H177ZM180 192V195H179ZM50 195H49V194ZM53 193V195H52ZM69 193V196H68ZM71 193V195H70ZM77 195H76V194ZM83 193V194H82ZM129 193V194H128ZM136 193L138 195H136ZM145 193V194H144ZM174 193V194H173ZM182 193V194H181ZM208 193V194H207ZM18 194V195H17ZM32 194V196H31ZM35 194L37 195V197L35 196ZM48 194V195H47ZM56 194V195H55ZM66 194V195H65ZM75 194V195H74ZM91 194V196H90ZM97 194V195H96ZM101 194V195H100ZM103 194V195H102ZM128 194V195H126ZM134 196H133V195ZM148 194V195H147ZM162 194V195H161ZM173 194V195H172ZM200 194V195H199ZM220 194V195H219ZM65 195L63 198L61 196ZM89 195V198H88ZM94 195V196H93ZM96 195V196H95ZM109 195L111 197H109ZM126 195V196H125ZM178 195V196H177ZM196 195L197 198H194ZM207 195V198H206ZM16 196V197H15ZM34 196V197H33ZM40 196V197H39ZM46 196V198H45ZM67 196V198H66ZM77 196V197H76ZM86 196V197H85ZM104 196V197H103ZM115 196V197H114ZM128 196V198H126ZM131 198H130V197ZM142 196V199L140 198ZM158 196V197H157ZM164 196V198H163ZM168 196V197H167ZM176 198H175V197ZM203 196V198L201 197ZM209 196V197H208ZM212 196V197H211ZM218 196V197H217ZM51 197V198H50ZM96 199H94V198ZM113 197V198H112ZM160 197V198H159ZM182 197V198H181ZM185 197V198H184ZM189 197V198H187ZM214 197V200H213ZM219 199H217V198ZM31 198V199H30ZM38 200H37V199ZM53 200H50V199ZM71 200H70V199ZM81 198V199H80ZM91 198V200H89ZM112 198V199H111ZM118 198V199H117ZM134 198V199H132ZM153 200H152V199ZM168 198V200H167ZM211 198V199H210ZM22 199V200H21ZM40 199V200H39ZM69 199V200H68ZM76 199V200H75ZM99 199V200H98ZM132 199V201H131ZM144 199V201H143ZM163 199V200H162ZM175 199V200H174ZM192 199V201H191ZM197 199V200H196ZM203 201H202V200ZM218 202H216L217 200ZM221 199V200H220ZM31 200V201H30ZM83 200V201H82ZM89 200V201H88ZM94 200H98V201H94ZM104 200V201H103ZM116 200V201H115ZM130 200V201H129ZM167 200V201H164ZM187 200V201H185ZM194 200V201H193ZM208 200V201H207ZM211 200V201H210ZM23 201V202H22ZM34 201V202H33ZM47 201V204L46 202ZM68 201V202H67ZM73 201V203H71ZM79 201V202H78ZM86 201V202H85ZM114 201V202H113ZM130 204H128V202ZM136 201V202H135ZM146 201V203H144ZM151 201V203H149ZM163 201V202H162ZM182 201V204H181ZM191 201V202H190ZM105 202V203H104ZM114 204H113V203ZM135 202V205H134ZM165 202H169L168 206L167 203ZM174 202V203H173ZM191 205H190V203ZM216 202V203H215ZM31 203V204H30ZM51 206H50V204ZM67 203V204H66ZM69 203V204H68ZM91 203V204H90ZM114 207H112L110 204ZM154 203V206L152 205ZM165 203V204H164ZM171 203V204H170ZM214 203V204H213ZM37 204V205H36ZM40 206H39V205ZM54 204V205H53ZM73 204V205H72ZM85 204V205H84ZM98 204V205H97ZM106 204V205H105ZM120 205V206H117ZM128 204V205H127ZM170 204V205H169ZM176 204V205H175ZM186 204V206H185ZM203 204V205H202ZM212 204V205H210ZM217 204V205H216ZM24 205V206H23ZM36 205V206H35ZM53 205V206H52ZM98 207H97V206ZM123 205V206H122ZM149 205V206H148ZM165 205V206H164ZM173 205V206H172ZM184 207V210L181 208ZM190 205V206H189ZM197 205V206H196ZM200 205V206H199ZM205 205V206H204ZM214 205V206H213ZM35 209V211L32 209ZM51 208H50V207ZM67 206V207H66ZM75 206V207H74ZM80 206V207H79ZM85 206V207H84ZM94 208H93V207ZM125 206V207H124ZM130 206V207H129ZM135 206V207H134ZM140 206V207H139ZM145 206V207H144ZM189 206V208H187ZM204 206V208H203ZM208 206V207H207ZM39 207V208H38ZM102 207V208H101ZM109 207H111V209H109ZM121 209H120V208ZM155 207V208H154ZM158 207V208H157ZM169 209H167V208ZM173 207V208H172ZM199 207V208H196ZM218 207V208H217ZM56 211H54L53 210ZM93 210H90V209ZM97 208V209H96ZM101 208V209H100ZM118 208V209H117ZM129 208V210H128ZM143 208V209H142ZM145 208V209H144ZM161 211H160V209ZM170 208L171 211H170ZM179 208V209H178ZM181 208V209H180ZM211 208V209H210ZM216 210H215V209ZM78 209V210H77ZM96 209V210H95ZM99 209L101 211H99ZM113 209V211H111ZM115 209V210H114ZM125 209V210H124ZM155 209V210H154ZM167 209V210H165ZM176 209V210H175ZM194 209V211H193ZM206 209V210H205ZM218 209V210H217ZM39 210V211H38ZM43 210V213H42ZM121 210V211H120ZM136 210V211H135ZM139 210V211H138ZM142 210V211H141ZM145 210V211H144ZM159 210V211H158ZM165 210V211H164ZM178 210V211H177ZM180 210H182V212H180ZM188 210V211H186ZM199 210V211H198ZM209 210V211H208ZM215 210V211H214ZM29 211V212H28ZM38 211V212H37ZM73 213L70 215L69 214ZM77 211V212H76ZM131 211V213L129 212ZM163 211V212H162ZM176 211V212H175ZM193 211V212H192ZM196 211V212H195ZM205 211L207 213H205ZM217 211V212H216ZM222 211V213H221ZM232 211V219L230 221L229 227H231L232 229H230V233L233 235H235V231H236V222L233 221L235 220V210H231ZM31 212V214H29ZM37 212V213H36ZM55 212V213H54ZM113 212H116L115 215L113 214ZM136 212V213H135ZM153 212V213H152ZM186 214H184V213ZM199 214H198V213ZM209 212V213H208ZM216 213V214H213ZM33 213V214H32ZM77 213V214H76ZM101 215H100V214ZM105 213L107 215H105ZM128 213V214H126ZM156 213V216H154ZM160 213V214H159ZM175 213V214H174ZM177 213V214H176ZM196 213V214H195ZM204 213V214H203ZM27 214V215H25ZM66 214V215H65ZM69 214V215H68ZM119 214V215H118ZM135 214L137 216H135ZM146 214V215H145ZM161 215L159 218V215ZM172 214V215H171ZM179 214V215H178ZM191 214V217H189ZM55 215V216H54ZM97 215V216H96ZM105 215V216H104ZM145 215V217H144ZM171 215V216H169ZM181 215V216H180ZM184 215V216H183ZM188 215V216H187ZM197 215V216H196ZM204 215V216H203ZM33 216V218H32ZM61 216V217H60ZM90 216V219H89ZM104 216V217H103ZM132 216V217H131ZM140 216V217H139ZM173 216H175L173 218ZM197 218H196V217ZM216 216V217H215ZM75 217V218H74ZM79 217V218H78ZM88 217V218H87ZM91 217L92 220L91 221ZM168 217V218H165ZM183 217V218H182ZM200 217V218H199ZM202 217V218H201ZM234 217V218H233ZM43 218V219H41ZM57 218V219H56ZM67 218V219H66ZM78 218V220H77ZM82 218V219H81ZM95 218V219H94ZM124 218V219H123ZM130 218V219H128ZM140 218V219H138ZM196 220H195V219ZM207 218V219H206ZM213 218V219H212ZM220 218V219H219ZM38 219L40 220V222L38 221ZM70 221H69V220ZM76 221H75V220ZM132 219V220H131ZM159 219V220H158ZM168 219V220H167ZM173 219V220H172ZM175 219V220H174ZM184 219V220H183ZM187 219V220H186ZM31 220V221H30ZM37 220V222H36ZM54 220V221H53ZM88 220V221H87ZM98 220V221H97ZM101 220V221H99ZM156 220V221H155ZM177 220V221H176ZM181 220V221H180ZM186 220V221H185ZM192 220V221H191ZM198 220V221H197ZM201 220V221H199ZM211 220V221H208ZM30 221V222H29ZM66 221V223H65ZM68 221V224H67ZM85 221V222H84ZM107 221V222H106ZM131 221V222H130ZM148 221V222H147ZM175 221V222H174ZM196 221V224L194 223ZM219 221V222H217ZM233 221V222H232ZM40 223V226L37 225ZM45 222V224H44ZM47 222V223H46ZM56 222V223H55ZM58 222L60 223V225L58 224ZM75 222V223H74ZM78 222V223H77ZM89 222V224H88ZM96 222V224H95ZM139 222V223H138ZM155 222L157 223V225L155 224ZM173 222V223H171ZM183 222V224L181 223ZM200 222V223H199ZM203 222V223H202ZM37 223V224H36ZM42 223V224H41ZM53 223V224H52ZM74 223V224H73ZM80 223V224H79ZM92 223V224H91ZM112 223V225H111ZM115 223V224H114ZM117 223V224H116ZM132 223V224H131ZM135 223L137 225H135ZM168 223V224H167ZM176 223V224H175ZM177 223H179L177 225ZM186 223V224H185ZM189 223V224H188ZM211 223V224H210ZM222 223V224H221ZM36 224V225H35ZM44 224V226H43ZM50 224V225H49ZM52 224V225H51ZM62 224V226H61ZM66 224V226H65ZM84 224V225H83ZM105 224H109V225H105ZM126 224V225H125ZM163 224V226H161ZM198 224V225H197ZM209 224V225H206ZM33 225V226H32ZM82 226L79 227L78 226ZM87 226L86 230L85 227ZM90 225V226H88ZM92 225V227H91ZM96 225V226H95ZM106 229H105V227ZM115 225V227H114ZM132 225V226H131ZM135 225V226H134ZM159 225V228L163 227L160 229L161 232H158L159 229H157ZM180 225V226H179ZM184 225H187L185 227H183ZM192 225V226H191ZM204 225V226H203ZM216 225V227L214 226ZM35 226V228H37L35 230H33V227ZM73 226V227H72ZM77 226V228H75ZM85 226V227H83ZM101 226V228H99ZM109 226V227H108ZM124 226V227H123ZM151 228H150V227ZM156 226V227H155ZM212 226V228L210 227ZM39 227V228H38ZM52 227V228H51ZM119 227V228H118ZM175 227V228H174ZM192 227V228H191ZM196 227L198 230H196ZM209 227V228H208ZM215 227V228H214ZM220 227V228H219ZM45 228V229H43ZM49 228V230H48ZM73 228V229H72ZM102 229L101 231L98 229ZM111 228V229H110ZM115 228V229H114ZM134 228V229H133ZM139 230H137V229ZM156 228V229H155ZM173 228V229H172ZM223 228V229H222ZM54 231H53V230ZM82 229L83 233H82ZM115 231H114V230ZM117 229V230H116ZM119 229V230H118ZM135 229L137 231H135ZM155 229V230H154ZM165 229V230H163ZM169 229V230H168ZM187 229V230H186ZM192 229V230H190ZM200 229V231H199ZM206 229V230H205ZM30 230V232L28 231ZM43 230V231H42ZM97 230V231H95ZM106 230V231H105ZM121 230V231H120ZM173 230V231H172ZM175 230V231H174ZM177 230V233H175ZM183 230V231H182ZM205 230V231H204ZM34 231V232H33ZM59 233H57V232ZM60 231L63 233H60ZM85 231V232H84ZM95 231V232H94ZM100 231V232H99ZM110 231V232H109ZM113 231V233H111ZM124 231V232H122ZM135 231V232H134ZM156 233H155V232ZM163 231V233H162ZM174 233H172V232ZM182 232L179 233V232ZM212 231V232H210ZM45 232L47 233V236L45 234ZM50 232V233H49ZM52 232V233H51ZM76 232H78L77 234H75ZM91 232V233H88ZM97 232V233H96ZM100 236H99V233ZM105 232V233H104ZM118 232V233H117ZM151 232V233H148ZM184 232V233H183ZM200 232V233H199ZM44 233V234H43ZM55 233V234H54ZM95 235H94V234ZM101 233H102V237H101ZM110 233V234H108ZM131 233V235H130ZM155 237H154V235ZM167 233V234H165ZM170 233V235H169ZM207 233V234H206ZM212 233V234H210ZM35 236H34V235ZM73 234V235H72ZM85 234V235H83ZM93 234V235H92ZM120 236H119V235ZM129 234V235H128ZM142 234V235H141ZM157 234V236H156ZM181 234V235H180ZM192 234V235H191ZM217 234V235H216ZM221 234H223L221 236ZM230 234V235H231ZM51 238H50V236ZM94 237V238H92ZM110 235V236H109ZM112 235V236H111ZM116 235V236H114ZM118 235V236H117ZM124 235V236H122ZM137 235V236H136ZM163 235V236H162ZM176 235V237L174 236ZM183 235V236H182ZM207 235V236H206ZM210 237H209V236ZM56 238H55V237ZM78 236V238H77ZM84 236V237H83ZM114 236V237H113ZM127 236V237H126ZM161 236V237H159ZM169 236V237H167ZM172 236V237H170ZM186 236V238H185ZM45 237V238H44ZM59 237V240H58ZM82 237V238H81ZM91 237V238H89ZM97 237V238H96ZM112 237V238H111ZM117 237V238H116ZM120 237V239L118 238ZM129 237V238H128ZM153 237V239H152ZM161 239V241H159V239ZM193 237V238H192ZM212 237V238H211ZM218 237V238H216ZM67 238V240L65 239ZM85 238V239H84ZM122 238V240H121ZM138 238V239H137ZM199 239V241L197 242V239ZM215 238V239H214ZM43 239V240H42ZM90 239V240H89ZM97 239V241H96ZM99 239V240H98ZM101 239V240H100ZM109 241H108V240ZM116 239V240H115ZM144 239V240H143ZM152 239V241H151ZM155 239H158L157 241L160 243H158ZM167 242H165V240H167ZM185 239V240H184ZM187 239V240H186ZM192 239V240H191ZM46 240V241H45ZM50 242H49V241ZM56 240V242H55ZM84 240V241H83ZM89 240V241H87ZM94 242H93V241ZM118 240V241H117ZM126 240V241H124ZM133 242H132V241ZM174 240V241H173ZM183 240V241H182ZM201 240V241H200ZM213 240V241H212ZM43 241V242H42ZM71 241V243H69ZM116 241V242H115ZM122 241V242H121ZM129 241V242H128ZM154 241H156L157 244L161 245H157L154 243ZM178 241V242H176ZM193 241V243H192ZM60 244H59V243ZM68 242V243H67ZM96 242H97V246H96ZM113 242V243H112ZM127 242V243H126ZM142 242V243H141ZM151 242V243H150ZM164 242V243H163ZM169 242V243H168ZM201 244H200V243ZM219 242V243H218ZM75 243V244H74ZM82 243V244H81ZM90 244V246L88 244ZM93 243V244H92ZM102 243V244H100ZM109 243V244H108ZM123 243V244H122ZM126 245H125V244ZM132 243V244H131ZM153 243V244H152ZM171 243V244H170ZM174 243V244H173ZM184 246L181 245V244ZM184 243V244H183ZM209 243V244H207ZM44 244V245H43ZM85 244V245H84ZM127 244H129V246H127ZM156 248H155V245ZM165 245L164 247H162L163 245ZM220 244V245H219ZM57 245V246H55ZM67 245V246H66ZM91 247L90 249L87 250V248ZM93 245V246H92ZM121 245V246H120ZM125 245V246H124ZM171 245V246H170ZM212 245L211 248H209ZM30 246V247H29ZM36 246V247H35ZM52 246V248L50 247ZM62 246V247H61ZM68 247V249L66 247ZM84 248H83V247ZM86 246V247H85ZM96 246V247H95ZM112 246V247H111ZM134 246V247H133ZM145 246V247H144ZM153 246V249H151V247ZM176 246V247H175ZM180 246V247H178ZM196 246V247H195ZM202 246V247H201ZM209 246V247H208ZM46 247V248H45ZM57 247V248H56ZM61 247V248H60ZM73 247V248H72ZM79 247V248H78ZM82 247V248H81ZM95 247V248H94ZM101 249H99V248ZM114 247V249H113ZM121 247V248H120ZM128 248V251L126 250ZM142 247V248H141ZM158 247V248H157ZM162 247V248H161ZM173 247V248H172ZM182 247V248H181ZM199 247V248H198ZM214 247V248H213ZM32 248V249H31ZM51 248V249H49ZM54 248V249H53ZM140 248V249H139ZM165 248H169V252L167 249ZM187 248V249H186ZM205 248V249H203ZM207 248L209 249V251L207 250ZM218 248V249H217ZM75 249V250H74ZM78 249V251H77ZM103 249V250H102ZM137 249V250H135ZM165 249V250H164ZM184 249V251H183ZM193 249V250H192ZM216 249L217 251L220 249V252L214 250ZM42 250V251H41ZM90 250V251H89ZM150 250V251H149ZM172 252H171V251ZM206 250V251H205ZM65 251V252H64ZM142 251V252H141ZM146 251V252H145ZM159 251V252H158ZM167 251V252H165ZM187 251V252H185ZM194 251V254H192V252ZM214 253V259L212 252ZM216 251V253H215ZM59 252V253H58ZM65 254H64V253ZM74 252V253H73ZM89 252H93V253H89ZM101 254H100V253ZM104 252V253H103ZM108 252V254H107ZM135 252V253H134ZM174 252V253H173ZM197 252V253H196ZM204 252V253H203ZM209 252V253H208ZM54 253V254H53ZM59 255H58V254ZM67 253H69L67 255ZM73 253V254H71ZM134 253V254H133ZM151 253V254H150ZM171 253V254H170ZM182 253V254H181ZM186 253V254H185ZM40 254V255H39ZM56 254V255H55ZM64 256H63V255ZM74 254H75V259H74ZM110 254V255H109ZM141 256H140V255ZM156 254L155 257H153ZM176 254V255H175ZM178 254V255H177ZM207 254V255H206ZM209 254V255H208ZM46 255V256H45ZM53 255V256H50ZM72 255L73 258H71ZM92 257H91V256ZM100 255V256H99ZM148 255V256H147ZM152 255V256H151ZM165 255H168L167 257H165ZM170 255V257H169ZM188 255V256H187ZM191 255V256H190ZM204 255V256H203ZM206 255V256H205ZM50 256V257H49ZM62 256V257H61ZM84 256V258H83ZM88 258H87V257ZM95 256V257H94ZM108 256V257H107ZM150 256V257H149ZM173 256H175L173 258ZM183 256V257H182ZM185 256V258H184ZM211 258H209V257ZM46 257V259H45ZM53 257V259H52ZM57 257V258H56ZM59 257V258H58ZM65 257V258H64ZM82 257V259L80 258ZM97 257V258H96ZM100 257V259H99ZM102 257V258H101ZM160 257V258H159ZM188 257V258H187ZM191 259H190V258ZM193 257V258H192ZM195 257V258H194ZM197 257V258H196ZM50 258V260H49ZM71 258V259H70ZM78 258V259H77ZM91 258V259H89ZM107 258V259H106ZM110 258V260H109ZM150 258V259H149ZM153 258V259H152ZM170 258V259H169ZM184 258V259H183ZM209 260H213L210 262H207L208 259ZM58 261H57V260ZM83 260L82 262L80 261ZM99 259V260H98ZM103 259V261H102ZM162 261H161V260ZM178 259V260H177ZM182 259V260H181ZM189 259V260H188ZM194 259V262L193 260ZM205 259V260H204ZM60 260V261H59ZM74 260V261H73ZM87 260V262H86ZM89 260L91 261L89 263ZM109 260V261H108ZM168 260V261H167ZM174 260V261H171ZM176 260V262H175ZM192 260V261H191ZM200 260V263H199ZM215 262L217 263H214ZM99 261V262H98ZM121 261V263H120ZM129 261V262H128ZM165 261V262H164ZM196 261V262H195ZM47 262V263H46ZM54 262V263H53ZM59 262V263H58ZM94 262V263H93ZM179 262V263H178Z\"/></svg>",
  "mask_w": 264,
  "mask_h": 264
},
{
  "label": "bare ground",
  "instance_id": "bare-ground-1",
  "mask_svg": "<svg viewBox=\"0 0 264 264\" xmlns=\"http://www.w3.org/2000/svg\"><path fill=\"white\" fill-rule=\"evenodd\" d=\"M12 1V0H11ZM16 1V0H15ZM19 1V0H18ZM21 1V0H20ZM19 1V2H20ZM24 2L26 1L27 2V0H23ZM30 1V0H29ZM28 1V2H29ZM32 1V0H31ZM30 1V2H31ZM34 1V0H33ZM44 1V0H43ZM48 1V0H47ZM51 1V0H50ZM57 1H59V0H57ZM74 1V0H73ZM76 1V0H75ZM80 1V0H79ZM83 1H85V0H83ZM87 1V0H86ZM92 1V0H91ZM94 1V0H93ZM105 1V0H104ZM139 1V0H138ZM171 1V0H170ZM169 1V2H170ZM173 1V0H172ZM175 1V5L176 6H179L180 4L182 5V7H183V3H186V2H188V1H182L183 3H180V0H174ZM202 1V0H201ZM201 1H199V0H189V2H188V10H187V12H185V10H184V13H182L183 12V10L180 12L181 14H179L178 15V13H179V11L178 12H176L177 13V20H176V18L175 17H173V15H176V13L174 14L173 12H171V13H173L171 16L173 17V20L175 19V22H176V24H175V28H176V30L174 29V31H176L177 32V36H179L178 38L180 39V41H178V40H176V41H178V43L175 41V43H177L176 44V46L177 47H179V46H181L182 47V52H179V50L177 51V49H175V51L176 52H179L180 54H182V59H179V58H177V59H179V60H176L175 61V57H174V60H172L173 59V57L172 58H170V60H172V61H174L176 64H178V63H180L179 61H181V64L180 65H183V66H186V65H189V63H191L192 65H193V69H195V67H196V69H197V67L200 69V71H197L196 69V71L195 70H193L194 72H200V73H204V75L203 74H201V76H203V78L201 79V78H199V76H198V73H197V76H198V79L199 80H203L204 79V76H205V78L206 79H204V80H206L205 82L203 81H201L202 83H206L205 85H207L206 87V89H207V91H206V100H207V110L205 109L206 107H204L203 109H205V111L203 110V117H204V114L206 115L205 117L207 118V120H205V117L202 119L201 118V121H207V123L206 124H208V130H209V134L208 135H210V134H212V136L211 137H209V138H213L214 139V137H215V142H212V139H211V142H212V144H211V146H214L213 145V143L214 144H216V146H217V149H211V151H210V154H209V152H208V154L206 153V155H209V161H208V157H206L207 158V161H208V163L210 162V165H211V169H209L208 170V166H210V165H208L207 164V167H205L204 169L206 170H208V173H209V171L210 170H212L213 169V171H214V173L213 172H210L209 174V176H211L212 175V173L213 174H215V176H216V173H218L219 174V180L217 179V181H219L220 182V187H221V196H222V204H223V211H224V213H222V211H221V213L224 215V217L222 216V218H224V220H222L223 222L222 223H224V237H222V239H223V241L221 240V241H219L220 243L221 242H223V245H222V243H221V245H222V247H221V249H222V252H221V255H217L218 257L216 258L217 260L220 258V256H221V262H219V261H217V262H219L218 264H264V0H203L202 2ZM35 2V1H34ZM39 2V1H38ZM41 2H42V0H41ZM46 2V1H45ZM49 2V1H48ZM64 2V1H63ZM82 2V1H81ZM109 2V1H108ZM108 2H106V3H108ZM168 2V1H167ZM0 3H1V1H0ZM21 3H23V2H21ZM55 3V2H54ZM58 3V2H57ZM67 3H70V2H67ZM66 3V4H67ZM83 3V2H82ZM81 3V4H82ZM87 3V2H86ZM110 3V2H109ZM119 3H121V2H119ZM2 4H5V3H3L2 2ZM30 4V3H29ZM45 4H47V3H45ZM59 4V3H58ZM61 4H62V2H61ZM71 4V3H70ZM80 4V5H81ZM84 4V3H83ZM83 4L81 5V7L83 6ZM88 4V3H87ZM87 4H85L86 6H87ZM143 4V3H142ZM173 4V5H174ZM187 4V3H186ZM6 5V4H5ZM13 5V4H12ZM11 5V6H12ZM24 5V4H23ZM32 5H33V3H32ZM38 6L40 5V4H37ZM63 5V4H62ZM68 5V4H67ZM75 5H77V4H75ZM85 5H84V7H85ZM116 5V4H115ZM167 5H172V4H167ZM172 5V6H173ZM174 5V6H175ZM3 6V5H2ZM10 5L8 6V7H11ZM15 6V5H14ZM14 6L12 7V8H14ZM17 6V5H16ZM28 6V5H27ZM26 6V7H27ZM51 6L52 5H50V7H49V9L51 8ZM56 6H58L57 4H56ZM64 6V5H63ZM68 6H70V5H68ZM131 6V5H130ZM176 6H175V8L174 9H177L176 8ZM34 7V6H33ZM41 7L43 8V6L41 5ZM46 7H47V5H46ZM53 7H54V5H53ZM59 7V6H58ZM65 7V6H64ZM67 7V6H66ZM65 7V8H66ZM71 7V6H70ZM89 7H90V5H89ZM103 7V6H102ZM109 7H110V5H109ZM117 7V6H116ZM7 8V7H6ZM19 8V7H18ZM21 8V7H20ZM22 8H23V6H22ZM21 8V9H22ZM24 8H25V6H24ZM55 8V7H54ZM54 8H52V9H54ZM101 7L99 6V7H96V8H94L93 9V11H94V14H95V18L96 19H98V22L99 23H102L104 20H105V17H102V16H104V15H101V9H100ZM186 9H187V7H185ZM0 9H2V8H0ZM5 8H3V10H4ZM15 9V8H14ZM31 9H32V7H31ZM31 9L29 10V12L31 11ZM39 9H40V11H41V8H40V6H39ZM52 9H50L51 10V12L52 11H54V10H52ZM61 9V8H60ZM75 9H76V7H75ZM73 10V12H75L76 10ZM77 9H78V7H77ZM100 9V10H99ZM105 9V8H104ZM119 9V8H118ZM124 9V8H123ZM173 9V8H172ZM173 9V10H174ZM181 9V8H180ZM3 10H0V11H3ZM6 11H7V9H5ZM24 11H25V9H23ZM26 10H27V8H26ZM35 10H36V8H35ZM55 10H59V9H55ZM69 10H71V9H69ZM85 10V9H84ZM111 10V9H110ZM167 10V9H166ZM169 10V9H168ZM5 11V12H6ZM14 11V10H13ZM17 11V10H16ZM21 11V10H20ZM34 11V10H33ZM43 11H44V9H43ZM60 11H62V10H60ZM59 11V12H60ZM82 11V10H81ZM112 11V10H111ZM131 11V10H130ZM176 11V10H175ZM9 12H11V11H9ZM28 11H26L25 13H27ZM57 12V11H56ZM66 12H67V10H66ZM72 12V11H71ZM70 12V13H71ZM136 12V11H135ZM7 13V12H6ZM22 13V12H21ZM37 13H41V12H37ZM61 13V12H60ZM89 13V12H88ZM107 13V15H108V12H106ZM114 13V12H113ZM127 13V12H126ZM132 13V12H131ZM133 13H134V11H133ZM1 14H2V12H1ZM1 14H0V16H1ZM18 14V13H17ZM28 14V13H27ZM30 14H31V12H30ZM32 14H33V12H32ZM43 14H45V13H43ZM43 14H41V15H43ZM56 14H58L59 15V13H56ZM69 14V13H68ZM75 14V13H74ZM77 14V13H76ZM75 14V15H76ZM102 14H105V13H103V11H102ZM117 14V13H116ZM167 14V13H166ZM13 15H14V13H13ZM20 15V14H19ZM26 15V14H25ZM34 15V14H33ZM36 15V14H35ZM74 15V16H75ZM87 15V14H86ZM92 15V14H91ZM106 15V14H105ZM107 15H106V19H109V18H107ZM118 15V14H117ZM121 15V14H120ZM127 15V14H126ZM3 16V15H2ZM5 16V15H4ZM9 16V15H8ZM39 16H40V14H39ZM50 16H51V14H50ZM52 16H53V14H52ZM67 16H69V15H67ZM73 16V17H74ZM99 16H100V18H99ZM109 16V15H108ZM6 17V16H5ZM11 17H13V16H11ZM21 17V16H20ZM24 17V16H23ZM26 17V16H25ZM29 17V16H28ZM37 17V16H36ZM43 17V16H42ZM61 17V16H60ZM70 17H72L71 15H70ZM72 17V18H73ZM85 17V16H84ZM83 16H82V18H84ZM104 18L103 19V21L101 22V20H102V18ZM117 17V16H116ZM118 17H120V16H118ZM117 17V18H118ZM122 17V16H121ZM131 17H133V16H131ZM4 17H2V20H0V22H2L3 20L4 21H7V20H5V19H7V18H5V19H3ZM16 18H18V16L16 17ZM40 18V17H39ZM44 18V17H43ZM48 18V17H47ZM46 18V19H47ZM51 20H53L52 19V17H49ZM54 18V17H53ZM61 18H63V17H61ZM69 18V17H68ZM88 17H86V19H87ZM9 19V18H8ZM30 19V18H29ZM28 19V20H29ZM49 19V20H50ZM79 19V18H78ZM114 19V18H113ZM119 20H121L120 18H118ZM124 19H126V17L124 18ZM130 19H132V18H130ZM134 19V18H133ZM26 20V19H25ZM32 20V19H31ZM40 20V19H39ZM38 19H37V21H39ZM45 20V19H44ZM48 20V21H49ZM62 20V19H61ZM65 20V19H64ZM68 20V19H67ZM67 20H66V22H67ZM70 20H72V19H70ZM69 20V21H70ZM88 20V19H87ZM18 21H20V20H18ZM17 21V22H18ZM30 21V20H29ZM36 21V22H37ZM40 21H42V20H40ZM47 21V20H46ZM58 21H60V20H58ZM77 21V20H76ZM80 21H82L81 19H80ZM107 21V20H106ZM116 21H118V20H116ZM115 20H113V22L112 21H110V22H112V23H110V24H107V22H105L106 24H107V26L109 25V27H110V25H114L115 24V22H116ZM169 21V20H168ZM13 22V21H12ZM22 22V21H21ZM24 22V21H23ZM35 22V21H34ZM50 22V21H49ZM52 22V21H51ZM56 22V21H55ZM62 22V21H61ZM74 22V21H73ZM87 22V21H86ZM97 22V23H98ZM119 22V21H118ZM122 22V21H121ZM174 22V23H175ZM5 23V22H4ZM3 23V24H4ZM54 23V22H53ZM76 23V22H75ZM79 23V22H78ZM105 23H103V24H105ZM128 23V22H127ZM131 23H132V21H131ZM5 24H7V26H8V24H10V23H5ZM18 24V23H17ZM27 24V23H26ZM35 24V23H34ZM49 24V23H48ZM55 24V23H54ZM58 25H59V22L57 23ZM84 24H86V23H84ZM83 24V25H84ZM103 24H101V25H103ZM105 24V25H106ZM119 24H121V23H119ZM130 24V23H129ZM171 24H173V23H171ZM14 25H15V23H14ZM19 25H20V23H19ZM38 25H40L39 23H38ZM41 25H44V24H41ZM49 25H51V24H49ZM72 25V24H71ZM98 25V24H97ZM117 24H115V26H116ZM133 25V24H132ZM168 26H169V24H167ZM174 25V24H173ZM0 26H3V25H1L0 24ZM6 26V25H5ZM6 26V27H7ZM15 26H17V25H15ZM15 26H13L14 27V29H15ZM23 26H24V24H23ZM48 26V25H47ZM77 26V25H76ZM111 26V27H112ZM119 26V25H118ZM123 26V25H122ZM20 27H22V26H20ZM26 27V26H25ZM58 27V26H57ZM101 27V26H100ZM133 27H135V26H133ZM1 29H2V27H0ZM8 28V27H7ZM29 28V27H28ZM46 28V27H45ZM70 28H71V26H70ZM84 28V27H83ZM105 28V27H104ZM107 28V27H106ZM105 28V29H106ZM113 28V27H112ZM127 28V27H126ZM130 28V27H129ZM36 29V28H35ZM40 29V28H39ZM42 29V28H41ZM44 29V28H43ZM57 29V28H56ZM59 29V28H58ZM71 29H74V27L73 28H71ZM82 29V28H81ZM86 29V28H85ZM103 29V28H102ZM102 29H100V31L102 32V34H103V31H102ZM115 29V28H114ZM124 29V28H123ZM122 29V30H123ZM168 28H165V30H167ZM13 30V29H12ZM45 30V29H44ZM47 30V29H46ZM63 30V29H62ZM66 30V29H65ZM90 30V29H89ZM98 30V31H97ZM97 36H98V34H99V29L97 28ZM116 30V29H115ZM114 30V31H115ZM119 30H120V28H119ZM126 30V29H125ZM171 30H172V27H171ZM10 31H11V29H10ZM18 31V30H17ZM26 31V30H25ZM27 31H29V29L27 30ZM26 31V32H27ZM39 31V30H38ZM48 31V30H47ZM108 31V30H107ZM106 30L104 31V32H107ZM113 31V30H112ZM118 31V30H117ZM168 31H169V29H168ZM4 32H6V31H4ZM13 32H14V30H13ZM16 32V31H15ZM23 32V31H22ZM25 32V33H26ZM36 32V34H37V31H35ZM35 32H34V34H35ZM43 32V31H42ZM52 31H50V33H51ZM56 32V31H55ZM60 32H61V28H60ZM67 32V31H66ZM69 32H70V30H69ZM101 32H100V34H101ZM111 32V31H110ZM120 32V31H119ZM118 32V33H119ZM175 32V33H176ZM2 33V32H1ZM29 33V32H28ZM39 33V32H38ZM61 33H64L63 31L61 32ZM81 33V32H80ZM96 33H95V36H96ZM124 33V32H123ZM122 33V34H123ZM127 33V32H126ZM133 33V32H132ZM168 33H170V31L168 32ZM7 34V33H6ZM44 34H45V32H44ZM57 34V33H56ZM86 34V33H85ZM92 34V33H91ZM99 34V35H100ZM113 34V33H112ZM171 34V33H170ZM170 34H165V36H167V35H170ZM10 35V34H9ZM12 35V34H11ZM40 35H42V34H40ZM48 35V34H47ZM64 35H66V34H64ZM69 35H73L72 33L70 34L69 33ZM89 35V34H88ZM104 35V34H103ZM105 35H107V33L105 34ZM104 35V36H105ZM115 35V34H114ZM113 35V36H114ZM128 34H126V36H127ZM173 35H175V34H173ZM8 36V35H7ZM17 36V35H16ZM22 36H24V35H22ZM37 36V35H36ZM95 36H94V39L93 40H96L95 39ZM171 36V35H170ZM177 36H175V39H176V37ZM1 37H2V35H1ZM25 37V36H24ZM31 37H32V35H31ZM45 37V36H44ZM47 37V36H46ZM56 37V36H55ZM61 37V36H60ZM73 37H74V35H73ZM105 37H107V36H105ZM116 37H117V35H116ZM115 37V38H116ZM3 38V37H2ZM5 38V37H4ZM20 38H21V36H20ZM33 38V37H32ZM31 38V39H32ZM38 38V37H37ZM57 38V37H56ZM64 38V37H63ZM72 37H70V39H71ZM99 37H97V39H98ZM1 39V38H0ZM6 39V38H5ZM9 39H10V37H9ZM9 39H7L5 42H7ZM11 39H13V38H11ZM10 39V40H11ZM22 39H23V37H22ZM46 39V38H45ZM89 39V38H88ZM100 39V38H99ZM108 39V38H107ZM118 39V38H117ZM14 41H15V38L13 39ZM12 40V41H13ZM18 40V39H17ZM26 40H27V38H26ZM40 40H41V38H40ZM64 40V39H63ZM101 40H102V38H101ZM124 40V39H123ZM4 41V40H3ZM9 42V43H13V42ZM20 41V42H19ZM19 44H21V41H23V40H20L19 39ZM39 41V40H38ZM64 41H66V40H64ZM71 41V40H70ZM104 41V40H103ZM121 41V40H120ZM125 41V40H124ZM27 42V41H26ZM52 42V41H51ZM73 42V41H72ZM76 42V41H75ZM94 42V41H93ZM96 42V41H95ZM94 42V43H95ZM105 42V41H104ZM3 43V42H2ZM17 43V42H16ZM23 43H25V40H24V42ZM22 43V44H23ZM60 43V42H59ZM58 43V44H59ZM67 43V42H66ZM82 43V42H81ZM98 45V48L100 47L99 46V44L101 43L102 44V41L99 43V41H97L96 42ZM110 43H111V41H110ZM119 43V42H118ZM122 43H123V41H122ZM170 43H171V41H170ZM172 43H173V47L175 46L174 44V42H173V39H172ZM6 44V43H5ZM15 44V43H14ZM13 44V45H14ZM35 44V43H34ZM47 44H48V42H47ZM55 44V43H54ZM68 44V43H67ZM70 44V43H69ZM68 44V45H69ZM93 44V43H92ZM105 44V43H104ZM121 44V43H120ZM151 44H153V42L151 43ZM16 45H18V44H16ZM37 45V44H36ZM74 45V44H73ZM76 45V44H75ZM165 45H167V44H165ZM171 45V44H170ZM11 46V45H10ZM19 46V45H18ZM35 46V45H34ZM57 46V45H56ZM59 46V45H58ZM70 46V45H69ZM94 46H96L95 44H94ZM97 46H96V49L95 50H93V51H96L98 48H97ZM119 46V45H118ZM152 46V45H151ZM20 47H22V46H20ZM24 47V46H23ZM33 47V46H32ZM31 47V48H32ZM43 47V46H42ZM53 47V46H52ZM75 47V46H74ZM77 47H79V46H77ZM88 47H90V46H88ZM102 47H103V44H102V46H101V49H102ZM113 47V46H112ZM177 47H174V48H177ZM62 48V47H61ZM105 48V47H104ZM122 48H123V46H122ZM121 48V49H122ZM125 48V47H124ZM180 48V47H179ZM178 48V49H179ZM1 49V48H0ZM43 49V48H42ZM106 49V48H105ZM109 49V48H108ZM119 49V48H118ZM164 49V48H163ZM181 49V48H180ZM2 50V49H1ZM19 49H17V51H18ZM44 50V49H43ZM50 50V49H49ZM100 49H98L97 51H99ZM109 50H111V49H109ZM128 50V49H127ZM45 51V50H44ZM48 51V50H47ZM63 51V50H62ZM70 51V50H69ZM71 51H72V48H71ZM92 51V50H91ZM97 51H96V53H97ZM120 51H122V50H120ZM2 52H3V50H2ZM9 52V51H8ZM23 52V51H22ZM35 52V51H34ZM41 52V51H40ZM57 52V51H56ZM86 52V51H85ZM99 52H102L101 50L99 51ZM155 52V51H154ZM169 52H172V49H171V51H170V49H169ZM1 53V52H0ZM6 53V52H5ZM18 53V52H17ZM24 53H25V51H24ZM50 53V52H49ZM89 53V52H88ZM111 53V52H110ZM114 53H116V52H114ZM124 53V52H123ZM168 53V52H167ZM15 54V53H14ZM19 54V53H18ZM17 54V55H18ZM28 54H29V52H28ZM41 54H43V53H41ZM53 54V53H52ZM57 54V53H56ZM60 54V53H59ZM87 54V53H86ZM100 54V53H99ZM105 54H107V51H106V53ZM108 54H109V51H108ZM117 54H119V53H117ZM121 54V53H120ZM119 54V55H120ZM1 55V54H0ZM7 55L9 56V54L7 53ZM20 55V54H19ZM18 55V56H19ZM24 55V54H23ZM23 55H21V56H23ZM31 55V54H30ZM33 55V54H32ZM51 55V54H50ZM81 55V54H80ZM168 56H169V54H167ZM172 55H174V54H172ZM176 55H177V53H176ZM179 55V54H178ZM177 55V56H178ZM11 56H13V54L11 55ZM21 56H19V57H21ZM28 57H30L29 55H27ZM34 56V55H33ZM55 56V55H54ZM68 56V55H67ZM78 56V55H77ZM86 56V55H85ZM91 56V55H90ZM97 56V55H96ZM101 56V55H100ZM112 56V55H111ZM116 56V55H115ZM181 56V55H180ZM14 57V56H13ZM40 57V56H39ZM79 57V56H78ZM92 57V56H91ZM122 57V56H121ZM129 57V56H128ZM153 57V56H152ZM5 57H2V60L4 59ZM7 58H9V57H7ZM23 58V57H22ZM31 58V57H30ZM30 58H28V60L30 59ZM33 58V57H32ZM31 58V59H32ZM37 58H38V56H37ZM56 58V57H55ZM108 58V57H107ZM118 58V57H117ZM169 58V57H168ZM11 59H13L12 57H11ZM33 59H36V58H33ZM33 59H32V61H33ZM39 59V58H38ZM80 59V58H79ZM91 59V58H90ZM102 59V58H101ZM103 59H104V57H103ZM157 59H158V57H157ZM1 60V59H0ZM5 60V59H4ZM27 60V61H28ZM56 60V59H55ZM61 59H59L58 61H60ZM67 60V59H66ZM85 60V59H84ZM98 60V59H97ZM114 61L116 60V59H113ZM118 60V59H117ZM169 60V59H168ZM14 61V60H13ZM31 61V60H30ZM50 61V60H49ZM68 61V60H67ZM72 61H73V59H72ZM89 61V60H88ZM87 61V62H88ZM107 61V60H106ZM121 61V60H120ZM10 62V61H9ZM45 62H46V60H45ZM55 62V61H54ZM66 62V61H65ZM74 62V61H73ZM86 62V63H87ZM118 62V61H117ZM116 62V63H117ZM164 62V61H163ZM178 62V63H177ZM3 63V62H2ZM32 63V62H31ZM52 63V62H51ZM55 63H57V61L55 62ZM92 63H94V62H92ZM104 63V62H103ZM121 63V62H120ZM170 63V62H169ZM9 64H11V63H9ZM33 64H35V63H33ZM32 64V65H33ZM61 64H63V62L61 63ZM69 64V63H68ZM71 64V63H70ZM96 63H94V65H95ZM110 64H112V63H110ZM170 64H172V63H170ZM176 64H175V66H174V68H172V71H173V69H175L176 68ZM17 65H19V64H17ZM21 65V64H20ZM58 65V64H57ZM67 65V64H66ZM72 65V64H71ZM81 65V64H80ZM79 65V66H80ZM115 65V64H114ZM158 65V64H157ZM164 65V64H163ZM174 64H172V66H173ZM179 65V64H178ZM192 65H191V67H192ZM13 66V65H12ZM16 65H14V67H15ZM28 66H30V65H28ZM41 66V65H40ZM59 66H61V65H59ZM117 66H118V63H117ZM171 66V65H170ZM169 66V67H170ZM190 66V65H189ZM18 67V66H17ZM33 67H35L34 65H33ZM103 67V66H102ZM113 67V66H112ZM112 67H111V69H112ZM123 67V66H122ZM165 67V66H164ZM168 67V68H169ZM191 67H189V69L191 68ZM2 68V67H1ZM9 68V67H8ZM16 68V67H15ZM19 68H20V66H19ZM19 68H18V72L19 71H21L22 72V70H21V68H20V70H19ZM58 68H60V67H58ZM66 68V67H65ZM69 68V67H68ZM67 68V69H68ZM92 68V67H91ZM120 68V67H119ZM179 68H181V67H178V68H176L177 70L179 69ZM186 68V67H185ZM3 69H5L4 67H3ZM13 69V68H12ZM11 69V70H12ZM34 69V68H33ZM104 69V68H103ZM115 69V68H114ZM157 69V68H156ZM189 69H187V70H189ZM192 69V68H191ZM202 69V70H201ZM9 70V69H8ZM71 70V69H70ZM73 70V69H72ZM109 70V69H108ZM113 70V69H112ZM130 70V69H129ZM170 70H171V67H170ZM180 70V69H179ZM181 70H182V68H181ZM0 71H1V69H0ZM13 71V70H12ZM16 71H17V68H16ZM60 71V70H59ZM58 71V72H59ZM68 71H69V69H68ZM85 71V70H84ZM93 71V70H92ZM114 71V70H113ZM151 71V70H150ZM153 71V70H152ZM184 71V70H183ZM192 71V70H191ZM2 72V71H1ZM37 72V71H36ZM67 72V71H66ZM74 72V71H73ZM79 72V71H78ZM78 72H77V74H78ZM126 72V71H125ZM155 72V71H154ZM157 72V71H156ZM185 72H186V70H185ZM185 72H183V73H185ZM29 73H30V71H29ZM42 73H43V71H42ZM56 73H57V71H56ZM60 73V72H59ZM71 73V72H70ZM69 73V74H70ZM76 73V72H75ZM89 73V72H88ZM151 73V72H150ZM193 73V72H192ZM4 75H5V73H3ZM2 74V75H3ZM8 74H10V72L8 73ZM18 74H20V72L18 73ZM32 74V73H31ZM73 74V73H72ZM93 74V73H92ZM99 74V73H98ZM101 74V73H100ZM107 74V73H106ZM109 74H111V73H109ZM117 74V73H116ZM175 74V73H174ZM173 74V75H174ZM177 74V73H176ZM188 74H190V73H188ZM13 75V74H12ZM30 75V74H29ZM29 75H27L26 74V77L25 78H27ZM34 75V74H33ZM37 75H39V74H37ZM44 75V74H43ZM75 75V74H74ZM79 75V74H78ZM113 75V74H112ZM131 75V74H130ZM178 75V74H177ZM176 75V76H177ZM194 75V74H193ZM16 76H18V75H16ZM15 75H13V79H14V77H16ZM22 76V74H20V77ZM25 75H24V73H23V77H24ZM32 76V75H31ZM31 76H30V78H31ZM39 76H42V75H39ZM77 76V75H76ZM80 76V75H79ZM82 76H84V75H82ZM91 76V75H90ZM183 76H184V74H183ZM194 76H196V75H194ZM0 77H1V74H0ZM4 77V76H3ZM8 77V76H7ZM9 77H11L10 75H9ZM36 77V76H35ZM38 77V76H37ZM64 76H62L61 78H63ZM100 77V76H99ZM102 77V76H101ZM171 77H172V74H171V76H170V79H171ZM174 77V76H173ZM172 77V78H173ZM186 77V76H185ZM42 78V77H41ZM44 78V77H43ZM43 78H42V80L41 81H43ZM46 78V77H45ZM48 78V77H47ZM95 78V77H94ZM113 78V77H112ZM153 78V77H152ZM151 78V79H152ZM179 78H180V75L177 77V79L179 80ZM192 78V77H191ZM13 79H11V80H13ZM19 79H21V78H19ZM22 79H24V78H22ZM36 79V78H35ZM50 79V78H49ZM48 79V80H49ZM80 79H81V76H80ZM99 79V78H98ZM103 79V78H102ZM144 79V78H143ZM174 79V78H173ZM172 79V80H173ZM5 80V79H4ZM9 80H10V78H9ZM10 80V81H11ZM16 80V79H15ZM24 80H26L25 81V83L27 82V84H28V80L27 79H24ZM24 80H23V83H24ZM68 80V79H67ZM70 80V79H69ZM74 80V79H73ZM76 80V79H75ZM82 80V79H81ZM85 80H88V79H85ZM100 80V79H99ZM172 80H170L169 81V83L170 84H173L174 82H172ZM2 81V80H1ZM10 81H8V82H10ZM36 81V80H35ZM62 81V80H61ZM77 81V80H76ZM84 81V80H83ZM97 81V80H96ZM113 81V80H112ZM127 81V80H126ZM192 81V80H191ZM12 82H14V81H12ZM31 82V81H30ZM46 82V81H45ZM44 82V83H45ZM48 82H50V81H48ZM68 82V81H67ZM73 82V81H72ZM82 82V81H81ZM100 82V81H99ZM175 82H177L176 81V78H175ZM184 82V81H183ZM183 82H181V83H178V85L176 84V83H174L175 85H177V86H179V87H181V85H179V84H182ZM185 82H187V79H186V81ZM188 82H189V80H188ZM192 82H195V81H192ZM2 83V82H1ZM36 83V82H35ZM105 83V82H104ZM117 83H118V81H117ZM6 84V83H5ZM4 84V85H5ZM12 83H10L9 85H11ZM61 84V83H60ZM65 84V83H64ZM69 84V83H68ZM76 84V83H75ZM79 85L80 84H82V83H78ZM88 84V83H87ZM119 84H120V82H119ZM184 84L185 83H183V85H182V89H184ZM192 83H190L189 85H191ZM199 84V83H198ZM7 85V84H6ZM29 85V84H28ZM28 85H27V87H28ZM67 85V84H66ZM91 85H92V83H91ZM95 85H97L96 83H95ZM113 85V84H112ZM115 85H118V84H115ZM168 85V84H167ZM167 85H165V86H167ZM175 85H171V87L172 86H175ZM188 85V84H187ZM188 85V86H189ZM193 85V84H192ZM201 85V84H200ZM204 85V84H203ZM23 86H26V85H24L23 84ZM40 86V85H39ZM63 86V85H62ZM83 85H81V87H82ZM177 86H176V88H177ZM2 87V86H1ZM0 87V88H1ZM6 87V86H5ZM8 87V86H7ZM27 87H24V89H27ZM30 87V86H29ZM46 87V86H45ZM64 87V86H63ZM68 87V86H67ZM105 87V86H104ZM120 87V86H119ZM119 87H117L118 88V90H119ZM169 87V86H168ZM3 88V87H2ZM31 88V87H30ZM29 88V89H30ZM33 88V87H32ZM35 88H37V87H35ZM48 88H50V86L48 87ZM47 88V89H48ZM52 88H54V86H52ZM56 88V87H55ZM66 88V87H65ZM69 88V87H68ZM76 88H77V86H76ZM83 88V87H82ZM91 88V87H90ZM95 88V87H94ZM99 88V87H98ZM101 88H103V86L101 87ZM140 88V87H139ZM138 88V89H139ZM173 88V87H172ZM175 88V89H176ZM185 88H188L187 86L185 87ZM196 88V87H195ZM195 88H194V90H195ZM13 89V88H12ZM11 89V91H13ZM46 89V90H47ZM58 89H59V87H58ZM69 89H71V88H69ZM72 89H74V87L72 88ZM85 89V88H84ZM83 89V90H84ZM97 89V88H96ZM104 89V88H103ZM128 89V88H127ZM153 89V88H152ZM171 88H169V90H170ZM198 89V88H197ZM2 90V89H1ZM9 90V89H8ZM31 90H33V89H31ZM30 90V91H31ZM44 89H42V90H40V91H43ZM45 90V91H46ZM53 90H55V89H53ZM76 90V89H75ZM117 90V91H118ZM177 90V89H176ZM175 90V91H176ZM185 90V89H184ZM193 89L191 88V90L189 91V92H191ZM193 90V91H194ZM10 91V90H9ZM20 91H22V90H20ZM24 91V90H23ZM28 91V90H27ZM34 91V90H33ZM38 91V90H37ZM39 91V92H40ZM49 91V90H48ZM59 91H61L60 89L57 91V92H59ZM80 91V90H79ZM100 91V90H99ZM102 91L103 90H101V93H102ZM137 91V90H136ZM135 91V92H136ZM172 91V90H171ZM174 91V90H173ZM187 91V90H186ZM192 91V92H193ZM1 92V91H0ZM36 92V91H35ZM35 92L33 93V92H31V93H33L35 96H36V94H35ZM50 93H51V91H49ZM49 92H48V94H49ZM56 92V91H55ZM71 92V91H70ZM76 92H77V90H76ZM76 92L74 93V94H76ZM89 92V91H88ZM92 92H93V90H92ZM91 92V93H92ZM104 92V91H103ZM113 92V91H112ZM164 92V91H163ZM180 92H182V91H180ZM188 92V93H189ZM203 92H205V91H203ZM15 93V92H14ZM13 93V94H14ZM26 92H24L23 94H25ZM42 94H43V92H41ZM41 93H37V94H40L41 95ZM46 93V92H45ZM52 93H54V92H52ZM81 93V92H80ZM100 93V94H101ZM175 93V92H174ZM177 93V92H176ZM184 93V92H183ZM198 93H200V92H198ZM201 93H202V91H201ZM12 94V93H11ZM21 94H22V92H21ZM23 94L21 95V96H23ZM73 94V95H74ZM90 94V93H89ZM172 94V92L170 93V95ZM179 94V93H178ZM182 94V93H181ZM180 94V95H181ZM185 95H186V93H184ZM190 94V93H189ZM205 94V93H204ZM15 95V94H14ZM28 95H30V92H29V94ZM33 95V96H34ZM52 96H53V94H51ZM86 95V94H85ZM94 95V94H93ZM104 95V94H103ZM137 95V94H136ZM173 95V94H172ZM175 95H177V94H175ZM16 96V95H15ZM30 96H32V95H30ZM35 96H34V98H35ZM38 96V95H37ZM80 96H82V95H80ZM88 96V95H87ZM95 96V95H94ZM93 96V97H94ZM97 96V95H96ZM100 96H102V95H100ZM99 96V97H100ZM108 96V95H107ZM174 96V95H173ZM179 95H177L176 96V98H175V100L177 99V97H178ZM189 96V95H188ZM191 96H193V94L191 95ZM190 96V97H191ZM199 96H201V95H199ZM202 96H203V94H202ZM205 96V95H204ZM1 97V96H0ZM3 97V96H2ZM20 97V96H19ZM25 97V96H24ZM23 97V98H24ZM28 96L26 95V97H25V99L27 98ZM40 97V96H39ZM49 97V96H48ZM54 97V96H53ZM56 97V96H55ZM64 97V96H63ZM72 97V96H71ZM78 97V96H77ZM84 97V96H83ZM99 97H97V98H99ZM183 97H184V95H183ZM187 97V96H186ZM189 97V98H190ZM195 97V96H194ZM193 97V98H194ZM4 98V97H3ZM29 98V97H28ZM27 98V99H28ZM33 98V97H32ZM78 98H81V97H78ZM125 98V97H124ZM128 98V97H127ZM131 98V97H130ZM171 98H172V96H171ZM192 98V97H191ZM190 98V99H191ZM197 98V97H196ZM199 98H201V97H199ZM198 98V99H199ZM202 98H204V97H202ZM201 98V99H202ZM5 99V98H4ZM7 99V98H6ZM8 99H10V98H8ZM12 99V98H11ZM10 99V100H11ZM26 99V100H27ZM39 98H37V100H38ZM56 99H58V98H56ZM60 99V98H59ZM71 99V98H70ZM76 99V98H75ZM74 99V100H75ZM84 99V98H83ZM99 99H101V97L99 98ZM119 99V98H118ZM156 99V98H155ZM162 99V98H161ZM172 99H174V98H172ZM179 99H180V97H179ZM179 99H178V101H179ZM181 99H182V95H181ZM186 99V98H185ZM189 99V100H190ZM195 99V98H194ZM1 100H3V99H1ZM10 100L8 101V103H10ZM22 100V99H21ZM24 100V99H23ZM25 100V101H26ZM32 100V102H34V100L33 99H31ZM30 100V101H31ZM49 100V99H48ZM61 100V99H60ZM81 100V99H80ZM79 100V101H80ZM88 100V99H87ZM116 100V99H115ZM130 100V99H129ZM193 100V99H192ZM28 101H29V99H28ZM42 101V100H41ZM43 101H45V100H43ZM43 101H42V104H43ZM50 101V100H49ZM59 101V100H58ZM73 101V100H72ZM76 101V100H75ZM78 101V100H77ZM93 101H94V99H93ZM98 101V100H97ZM103 101V100H102ZM117 101V100H116ZM116 101H114V102H116ZM177 101V102H178ZM185 101V100H184ZM184 101L182 100L181 101V103H183V104H185L184 103ZM1 102V101H0ZM11 102H13L12 100H11ZM16 102V101H15ZM18 102V101H17ZM21 101H20V99H19V103H20ZM23 102V101H22ZM27 102V101H26ZM25 102V103H26ZM32 102H30V105L32 106ZM36 102V101H35ZM34 102V103H35ZM39 102V101H38ZM47 102V101H46ZM63 102V101H62ZM61 102V103H62ZM67 102V101H66ZM89 102V101H88ZM95 102V101H94ZM106 102V101H105ZM114 102H112V99H111V102H108V103H114ZM135 102V101H134ZM154 102V101H153ZM180 102V101H179ZM187 102H188V100H187ZM8 103H7V105H8ZM24 103V102H23ZM23 103H21V105L20 106H22V104ZM24 103V104H25ZM29 103V102H28ZM32 103V104H31ZM37 103V102H36ZM45 103V102H44ZM51 103V102H50ZM52 103H53V101H52ZM56 103V102H55ZM69 103V102H68ZM82 103H83V100H82ZM89 103H91V101L89 102ZM98 103V102H97ZM104 103V102H103ZM107 103V104H108ZM117 103V102H116ZM118 103H119V101H118ZM174 103H175V101H174ZM174 103H171V104H173V106H174ZM189 103V102H188ZM187 103V104H188ZM191 104V106L193 105L192 103V101L190 102ZM199 103V102H198ZM206 103V102H205ZM4 104V103H3ZM11 104V103H10ZM9 104V105H10ZM17 104V103H16ZM15 103H14V105H16ZM39 104V103H38ZM46 104H48V103H46ZM65 104V103H64ZM78 104V103H77ZM81 104V103H80ZM84 104H85V102H84ZM83 104V105H84ZM18 105V104H17ZM36 105V104H35ZM57 105V104H56ZM58 105H59V103H58ZM61 105V104H60ZM70 105V104H69ZM73 105V104H72ZM72 105H71V107H72ZM82 105V104H81ZM91 105V104H90ZM93 105H94V103H93ZM117 105V104H116ZM143 105V104H142ZM178 104H176L175 105V107L177 106ZM195 105V104H194ZM193 105V106H194ZM13 106V105H12ZM11 106V107H12ZM27 106L29 107V104H27ZM27 106H23V107H25V109H26V107ZM41 106V105H40ZM45 106V105H44ZM54 106H55V104H54ZM54 106H53V108H54ZM62 106V105H61ZM76 106V105H75ZM100 106V105H99ZM113 106V105H112ZM126 106V105H125ZM124 106V107H125ZM146 106V105H145ZM169 107H170V105H168ZM167 106V107H168ZM183 106V105H182ZM3 107V106H2ZM1 107V108H2ZM4 107H6L5 105H4ZM15 107V106H14ZM27 107V108H28ZM37 107V106H36ZM56 107V106H55ZM58 107V106H57ZM65 107V106H64ZM64 107H63V110H64ZM97 107H98V105H97ZM104 107V106H103ZM119 107H120V105H119ZM131 107H133V106H131ZM174 107V108H175ZM177 107H179V105L177 106ZM177 107L175 108V109H177ZM183 107H185V105L183 106ZM180 108V109H183V110H185L188 106L186 105V107L185 108ZM200 107V106H199ZM202 107V106H201ZM16 108H19L20 109V107L19 106H17ZM34 108H35V106H34ZM33 108V109H34ZM38 108V107H37ZM40 108V107H39ZM82 108V107H81ZM88 109H89V107H87ZM102 108V107H101ZM108 108H109V106H108ZM114 108V107H113ZM117 107H115L114 109H116ZM171 108V107H170ZM173 108V107H172ZM171 108V109H172ZM172 109V110H175V109ZM189 108H191L190 106L187 108V110L189 109ZM198 107H196L195 108V110H194V107H193V109H192V111L190 112V113H194L196 110H199V109H197ZM19 109H17V112H18V110ZM22 109V108H21ZM40 109H42V107L40 108ZM40 109H39V111H40ZM60 109H62V107L60 108ZM60 109H59V111H60ZM69 109H71V108H69ZM80 109V108H79ZM87 109V110H88ZM99 109V108H98ZM129 109V108H128ZM160 109V108H159ZM8 110V109H7ZM31 110H32V107H31ZM50 110V112L52 111V109H49ZM49 110H48V112H49ZM54 110V109H53ZM68 110V109H67ZM73 110H74V108H73ZM76 110V109H75ZM104 110V109H103ZM106 110V109H105ZM127 110V109H126ZM133 110V109H132ZM142 110V109H141ZM178 111H179V109H177ZM193 110H194V112H193ZM27 111V110H26ZM36 111H37V109H36ZM56 111V110H55ZM62 111V110H61ZM72 110H70V112H71ZM77 111H79V110H77ZM81 111V110H80ZM93 111V110H92ZM96 111V110H95ZM99 111V110H98ZM101 111V110H100ZM125 111V110H124ZM156 111V110H155ZM170 111V110H169ZM1 112V111H0ZM16 112V111H15ZM35 112V111H34ZM41 112H43V111H41ZM41 112H40V114H41ZM58 112V111H57ZM65 112V111H64ZM70 112H68V113H70ZM89 112H90V110H89ZM103 112V111H102ZM101 112V113H102ZM105 112V111H104ZM111 112V111H110ZM117 112V111H116ZM128 112H129V110H128ZM136 112V111H135ZM173 112H175V111H173ZM181 112H182V110H181ZM181 112H179V113H181ZM185 112H187L186 110H185ZM197 112V111H196ZM198 112H200V111H198ZM206 112H208V113H206ZM5 113V112H4ZM3 113V114H4ZM8 113V112H7ZM24 113V112H23ZM36 113V112H35ZM39 112H37V114H38ZM44 113H45V110H44ZM47 113V112H46ZM60 113V112H59ZM62 113V112H61ZM80 113V112H79ZM88 113V112H87ZM95 113V112H94ZM99 113V112H98ZM112 113V112H111ZM121 113V112H120ZM124 113V112H123ZM127 113V112H126ZM126 113H124V114H126ZM130 113V112H129ZM165 113V112H164ZM172 113V112H171ZM177 113V112H176ZM188 113V112H187ZM2 114V113H1ZM26 114V113H25ZM51 114V113H50ZM58 114V113H57ZM84 114V113H83ZM97 114V113H96ZM96 114H95V116H96ZM106 114V113H105ZM110 114V113H109ZM123 114V115H124ZM133 114V113H132ZM154 114V113H153ZM162 114V113H161ZM185 114V113H184ZM189 114V113H188ZM195 114V113H194ZM198 116L199 115H201L202 114V112H201V114H198V113H196ZM196 114H195V116H196ZM208 114V115H207ZM14 115V114H13ZM19 115H20V113H19ZM19 115H17V117L19 116ZM27 115V114H26ZM48 115V114H47ZM55 115H56V113H55ZM58 115H62V114H58ZM106 115H108V113L106 114ZM105 115V116H106ZM122 115V116H123ZM165 115H167V114H165ZM178 115V114H177ZM180 116H181V114H179ZM182 115H183V112H182ZM186 115V114H185ZM190 115H192V116H194L193 114H190ZM6 116V115H5ZM4 116V117H5ZM10 116V115H9ZM8 116V117H9ZM32 116H33V113H32ZM36 116V114L34 115V117ZM44 116V115H43ZM54 116V115H53ZM70 116V115H69ZM76 116H77V113H76ZM92 116V115H91ZM97 116H98V114H97ZM102 116H103V114H102ZM101 116V117H102ZM104 116V117H105ZM111 116H112V114H111ZM120 116V115H119ZM176 116V115H175ZM8 117H5V119L6 118H8ZM20 117V116H19ZM41 117V116H40ZM49 117V116H48ZM56 117V116H55ZM54 117V118H55ZM64 116H62V118H63ZM67 117H68V115H67ZM66 117V118H67ZM74 117V116H73ZM108 117V116H107ZM118 117V116H117ZM130 117V116H129ZM129 117H128V119H129ZM147 117V116H146ZM185 117H187V116H185ZM3 118V117H2ZM14 118V117H13ZM21 118H25L26 120H27V118L26 117H21ZM20 118V119H21ZM30 118V117H29ZM33 118V117H32ZM31 118V119H32ZM38 118V117H37ZM42 118V117H41ZM47 118V117H46ZM46 118H45V120H46ZM49 118H51V117H49ZM53 118V117H52ZM56 118H59L58 116L56 117ZM55 118V119H56ZM81 118H83V117H81ZM85 118V117H84ZM89 118H91V117H89ZM94 118V117H93ZM124 118V117H123ZM149 118V117H148ZM170 118H172V117H170ZM178 118L179 117H177V121H175V119H174V121L172 120L171 121V124H172V122H173V124H176V122H178ZM183 118H184V116H183ZM189 119H190V121L192 122V120H196V118H197V116L196 117H194V119H192L191 120V117H188ZM200 118V117H199ZM199 118H197V122L198 121H200V120H198ZM4 119V118H3ZM39 119V118H38ZM43 119V118H42ZM65 119V118H64ZM76 119H77V117H76ZM92 119V118H91ZM107 119V118H106ZM113 119V118H112ZM117 119H119V118H117ZM117 119H115L116 121H117ZM165 119V118H164ZM179 119H182V118H179ZM184 119H187V118H184ZM13 120V119H12ZM18 120V119H17ZM24 120V119H23ZM29 120V119H28ZM44 120V119H43ZM61 120V119H60ZM68 120V119H67ZM75 120V119H74ZM82 120H84V119H81L80 121H82ZM99 120H100V118H99ZM102 120V119H101ZM126 119H124V121H125ZM10 121V120H9ZM22 121V120H21ZM32 121H34V118H33V120ZM39 121H42V120H40L39 119ZM46 121H48V119L46 120ZM53 121H54V119H53ZM66 121V120H65ZM65 121H64V123H65ZM94 121H95V119H94ZM103 121V120H102ZM101 121V122H102ZM107 121V120H106ZM111 121V120H110ZM120 121V120H119ZM119 121H117V122H119ZM123 121V122H124ZM182 121V120H181ZM181 121H180V123H181ZM184 121V120H183ZM1 122V121H0ZM3 122H4V120H3ZM17 122V121H16ZM19 122V121H18ZM26 122V121H25ZM35 122V121H34ZM52 122V121H51ZM50 121H49V123H51ZM57 122H59V121H56V123ZM60 122H62V121H60ZM59 122V123H60ZM70 122V121H69ZM73 122V121H72ZM78 123H79V121H77ZM83 122H85V121H83ZM88 122V121H87ZM89 122H90V119H89ZM108 122V121H107ZM121 122V121H120ZM119 122V123H120ZM175 122V123H174ZM189 122V121H188ZM193 122H195V121H193ZM203 122V123H204ZM10 123V122H9ZM13 123H14V121H13ZM23 123V122H22ZM27 123H28V121H27ZM30 123V122H29ZM37 123H38V120H37ZM41 123V122H40ZM43 123V122H42ZM41 123V124H42ZM46 123V122H45ZM55 123V122H54ZM98 123L99 122H97V125H98ZM127 123V122H126ZM180 123H178V124H180ZM201 123V122H200ZM12 124V123H11ZM10 124V125H11ZM16 124V123H15ZM23 124H25V123H23ZM36 124V123H35ZM70 124V123H69ZM80 124H81V122H80ZM79 124V125H80ZM90 124V123H89ZM102 124H104V122L102 123ZM111 124H113V123H111ZM121 124H123V123H121ZM170 124V123H169ZM173 124H172V126H173ZM184 124V123H183ZM186 124V123H185ZM189 124V123H188ZM21 125V124H20ZM38 125V124H37ZM48 125V124H47ZM59 125V124H58ZM62 125V124H61ZM60 125V126H61ZM64 125H66V124H64ZM74 125H77V124H75V121H74V124H73V126ZM107 125V124H106ZM201 125H203V124H201ZM201 125H199V126H201ZM205 125V124H204ZM204 125H203V127H204ZM0 126H1V124H0ZM28 126H29V124H28ZM42 126V125H41ZM50 126V125H49ZM57 126V125H56ZM59 126V128H63V126H61L60 127ZM68 126V125H67ZM66 126V127H67ZM78 126V125H77ZM90 126V125H89ZM95 126V125H94ZM99 126H100V124H99ZM103 126V125H102ZM109 126V125H108ZM126 126H128L127 124H126ZM152 126V125H151ZM151 126H149V127H151ZM175 127H177L176 125H174ZM179 126V125H178ZM205 126H207V125H205ZM2 127V126H1ZM4 127V126H3ZM10 127V126H9ZM14 127V126H13ZM33 127V126H32ZM32 127L30 128V129H32ZM38 127H40V125L38 126ZM65 127V128H66ZM69 127V126H68ZM67 127V128H68ZM70 127H71V125H70ZM69 127V128H70ZM91 127V126H90ZM97 127V126H96ZM104 127H106L105 125H104ZM103 127V128H104ZM110 127V126H109ZM112 127H114V126H112ZM117 127V126H116ZM120 127V126H119ZM129 127V126H128ZM174 127V128H175ZM6 128V127H5ZM52 128V127H51ZM68 128V129H69ZM74 128H75V126H74ZM81 128H83V127H81ZM93 128V127H92ZM91 128V129H92ZM95 128V127H94ZM108 128V127H107ZM111 128V127H110ZM120 128H122V127H120ZM141 128V127H140ZM190 128H193V127H190ZM196 128V127H195ZM194 128V129H195ZM198 128V127H197ZM217 129V130H215V131H218V133H219V135H218V137L219 138H216V136H214L213 137V134L214 135H216L215 134V132L214 133H211V132H213V130L214 129ZM16 129V128H15ZM28 129V128H27ZM54 129V128H53ZM53 129H51V131L53 130ZM79 129V128H78ZM88 129V128H87ZM99 129V128H98ZM101 129V128H100ZM100 129H99V131H100ZM171 129H173L172 127H171ZM186 129V132H187V129H189V128H185ZM18 130V129H17ZM33 130H35V129H33ZM33 130H31L32 131V134H34V133H36V130H35V132L33 133ZM38 131H39V129H37ZM41 130H43V129H41ZM40 130V131H41ZM47 130V129H46ZM60 130V129H59ZM62 130V129H61ZM65 130V129H64ZM70 130V129H69ZM89 130L90 129H88V131H87V133L89 132ZM96 130V129H95ZM115 130V129H114ZM117 130V129H116ZM120 130V129H119ZM125 130H126V128H125ZM127 130H128V128H127ZM130 130H132V129H130ZM180 130V129H179ZM200 130V129H199ZM198 130V131H199ZM206 130V129H205ZM3 131V130H2ZM12 131H13V129H12ZM39 131V132H40ZM48 131V130H47ZM55 131V130H54ZM66 131H68V130H66ZM84 131V130H83ZM101 131H102V129H101ZM173 131V130H172ZM172 131H170L171 133H170V135L173 133V135H174V133H175V131L174 132H172ZM191 131H192V129H191ZM4 132V131H3ZM11 132V131H10ZM9 132V133H10ZM46 132V131H45ZM86 132V131H85ZM84 132V133H85ZM112 132H114V131H112ZM121 132V131H120ZM124 132V131H123ZM179 132V131H178ZM183 132V131H182ZM185 132V131H184ZM205 132H207L208 133V131H205ZM6 133H8V132H6ZM19 133V132H18ZM31 133V132H30ZM44 133V132H43ZM52 133V132H51ZM50 133V134H51ZM65 133H67V132H65ZM90 133V132H89ZM96 133H97V135L99 134L98 133V131L96 130ZM104 133V132H103ZM108 133V132H107ZM109 133H110V131H109ZM108 133V134H109ZM126 133H129V132H126ZM131 133V132H130ZM129 133V134H130ZM146 133V132H145ZM165 133V132H164ZM38 134V133H37ZM54 134H56V131H55V133ZM63 134V133H62ZM72 135H75V134H73V133H71ZM114 134H116V133H114ZM176 134V133H175ZM178 134V133H177ZM188 134H190V132L188 133ZM204 134V133H203ZM5 135V134H4ZM16 135V134H15ZM18 135V134H17ZM16 135V136H17ZM39 135H40V133H39ZM42 135V134H41ZM46 135V134H45ZM65 135V134H64ZM107 135V134H106ZM143 135V134H142ZM164 135V134H163ZM183 135V134H182ZM187 135V134H186ZM191 135H192V133H191ZM29 136V135H28ZM35 136V135H34ZM38 136V135H37ZM43 136V135H42ZM66 136V135H65ZM68 136V135H67ZM66 136V137H67ZM121 136V135H120ZM129 136V135H128ZM128 136H126V137H128ZM145 136V135H144ZM172 136V135H171ZM177 136V135H176ZM9 137V136H8ZM14 137V136H13ZM40 137V136H39ZM50 137V136H49ZM49 137H47V138H49ZM68 137H70V136H68ZM67 137V138H68ZM106 137V136H105ZM110 137V136H109ZM122 137V136H121ZM130 137V136H129ZM173 137V136H172ZM180 137V136H179ZM195 137V136H194ZM193 137V140L195 139ZM199 137V136H198ZM206 137H207V135H206ZM2 138V137H1ZM23 138V137H22ZM21 138V139H22ZM36 138V137H35ZM41 138V137H40ZM43 138V137H42ZM57 138H59V137H57ZM62 138V137H61ZM60 138V139H61ZM83 138V137H82ZM94 138V137H93ZM102 138V137H101ZM104 138V137H103ZM132 138V137H131ZM143 138V137H142ZM164 138H165V136H164ZM178 138V137H177ZM189 138H190V135H189ZM204 138V137H203ZM3 139V138H2ZM7 139V138H6ZM5 139V140H6ZM19 139V138H18ZM39 138H37V140H38ZM46 139V138H45ZM77 138H75V140H76ZM113 139V138H112ZM118 139V138H117ZM116 139V140H117ZM126 139H128V138H126ZM134 139V138H133ZM155 139V138H154ZM170 139V138H169ZM180 139H181V137H180ZM197 139V138H196ZM202 139V138H201ZM206 139H208V138H206ZM205 139V140H206ZM219 139V140H218ZM35 140V139H34ZM42 140V139H41ZM51 140V139H50ZM50 140L48 141V142H50ZM53 140V139H52ZM55 140H56V138H55ZM74 140V139H73ZM78 140V139H77ZM99 140V139H98ZM97 140V141H98ZM123 140H125V138L123 139ZM171 140V139H170ZM173 141L175 140L174 138L172 139ZM179 140V139H178ZM183 140H185V139H183ZM204 140V139H203ZM216 140H218V142L216 141ZM8 141V140H7ZM39 141V143L41 144V142H40V140H38ZM54 141V140H53ZM58 141V140H57ZM56 141V142H57ZM72 141V140H71ZM113 141V140H112ZM118 141V140H117ZM120 141V140H119ZM127 141V140H126ZM172 141V142H173ZM186 141V140H185ZM188 141H189V139H188ZM190 141H192V139L190 140ZM195 141V140H194ZM198 141H200V140H198ZM43 142V141H42ZM55 142V141H54ZM62 142V141H61ZM68 142V141H67ZM73 142V141H72ZM78 142V141H77ZM93 142V141H92ZM101 142V141H100ZM107 142V141H106ZM121 142H122V140H121ZM165 142H167V141H165ZM170 142V141H169ZM172 142H170V143H172ZM176 142V141H175ZM178 142V141H177ZM187 142V141H186ZM196 143H197V141H195ZM195 142H193V144L195 143ZM217 142V143H216ZM44 143V142H43ZM43 143H42V145H43ZM46 143V142H45ZM59 143V142H58ZM69 143H70V146H71V142L69 141ZM126 143V142H125ZM124 143V144H125ZM169 143V145L170 146H172V144H170ZM180 143V142H179ZM184 143V142H183ZM182 143V144H183ZM203 143H204V141H203ZM4 144V143H3ZM15 144V143H14ZM36 144H37V142H36ZM36 144L35 145H33V146H36ZM47 144H50V143H47ZM52 144H54V143H52ZM51 144V145H52ZM60 144V143H59ZM84 144V143H83ZM82 144V145H83ZM105 144V143H104ZM107 144V143H106ZM105 144V145H106ZM111 144V143H110ZM113 144L115 145V143L113 142ZM117 144V143H116ZM127 144V143H126ZM174 144V143H173ZM176 144H178V143H176ZM187 144V143H186ZM39 145V144H38ZM42 145H39V147L40 146H42ZM50 145V146H51ZM88 145V144H87ZM87 145H85V146H87ZM91 145V144H90ZM90 145H88V146H90ZM167 145H168V143H167ZM167 146V147H169V149H170V146ZM179 145V144H178ZM178 145H177V147H178ZM180 145H181V143H180ZM185 145V144H184ZM190 146H191V144H189ZM201 146H202V144H200ZM200 145H197L196 144V146H198V148L200 147ZM15 146H18V145H15ZM62 146V145H61ZM64 146V145H63ZM62 146V148H64ZM108 146V145H107ZM106 146V147H107ZM112 146V145H111ZM130 146V145H129ZM137 146H139L138 144H137ZM176 146V145H175ZM174 146V147H175ZM193 146V145H192ZM208 146H210V145H208L207 144V147ZM208 147L209 149L210 148H212V147ZM2 147V146H1ZM4 147V146H3ZM6 147V146H5ZM9 147V146H8ZM32 147V146H31ZM38 147V148H39ZM44 147V146H43ZM47 147V146H46ZM49 147V146H48ZM75 147V146H74ZM93 146H91V148H92ZM127 147V146H126ZM173 147V146H172ZM172 147H171V149H172ZM173 147V148H174ZM182 147V146H181ZM184 148H185V146H183ZM188 147V146H187ZM195 147V144H194V146H193V148ZM23 148V147H22ZM28 148V147H27ZM34 148V147H33ZM35 148H37V146L35 147ZM41 148V147H40ZM39 148V149H40ZM59 148V147H58ZM69 148V147H68ZM71 148H73V147H71ZM111 148V147H110ZM125 148V147H124ZM191 148V147H190ZM195 148H197V147H195ZM194 148V149H195ZM202 148V147H201ZM208 148H207V151H208ZM30 149V148H29ZM90 149V148H89ZM109 149V148H108ZM138 149V148H137ZM164 149V148H163ZM165 149H168V148H165ZM169 149H168V151H169ZM170 149V150H171ZM204 150H206V148H203ZM6 150V149H5ZM32 150V149H31ZM31 150H28V151H31ZM50 150V149H49ZM92 150V149H91ZM103 150V149H102ZM154 150V149H153ZM180 150H182V149H180ZM186 150H188V149H186ZM198 150V149H197ZM203 150V151H204ZM9 151V150H8ZM15 151V150H14ZM48 151V150H47ZM52 151V150H51ZM60 151V150H59ZM74 151V150H73ZM76 151V150H75ZM78 151H80V150H78ZM78 151H76V152H78ZM82 151V150H81ZM90 151V150H89ZM96 151V150H95ZM135 151V150H134ZM171 151H173V150H171ZM191 151V150H190ZM189 151V152H190ZM207 151H205V152H207ZM6 152V151H5ZM21 152V151H20ZM42 152V151H41ZM52 152H54V151H52ZM61 152V151H60ZM87 150H85V155H88V156H90L89 154H91V153H89V152H87ZM124 152V151H123ZM157 152V151H156ZM160 152V151H159ZM179 152V151H178ZM186 152V151H185ZM193 152H194V150H193ZM47 153V152H46ZM65 153V152H64ZM71 153H73V152H71ZM89 153V154H88ZM95 153V152H94ZM97 153V152H96ZM107 153H109V151L107 152ZM168 153H170V151L168 152ZM167 153V154H168ZM175 153V152H174ZM173 152L172 153H170V154H174ZM182 153V152H181ZM191 153V152H190ZM63 154V153H62ZM74 154H75V152H74ZM106 154V153H105ZM111 154V153H110ZM123 154V153H122ZM127 154V153H126ZM169 154V155H170ZM176 154V153H175ZM178 154V153H177ZM182 154H184V153H182ZM187 154V153H186ZM199 154V153H198ZM201 154V153H200ZM29 155V154H28ZM32 155V154H31ZM42 155H44V154H42ZM46 155V154H45ZM48 155V154H47ZM46 155V156H47ZM52 155V154H51ZM83 154H81V156H82ZM103 155V154H102ZM107 155V154H106ZM114 155V154H113ZM118 155V154H117ZM138 155V154H137ZM157 155V154H156ZM163 155V154H162ZM180 155V154H179ZM178 155V156H179ZM190 155V154H189ZM17 156V155H16ZM40 156V155H39ZM55 156V155H54ZM58 157H59V155H57ZM67 156H68V154H67ZM77 156V155H76ZM76 156L75 157H72V158H76ZM95 156V155H94ZM98 156V155H97ZM160 156H161V154H160ZM171 156H173V155H171ZM196 156V155H195ZM194 156V157H195ZM203 157H204V154L202 155ZM22 157V156H21ZM42 157V156H41ZM45 157V156H44ZM53 157V156H52ZM63 157V156H62ZM61 157V158H62ZM84 157V156H83ZM86 157V156H85ZM96 157V156H95ZM119 157V156H118ZM118 157H116V159L118 158ZM138 157V156H137ZM159 157V156H158ZM176 157V156H175ZM183 157V156H182ZM186 157V156H185ZM35 158V157H34ZM55 158L56 157H54V160H55ZM92 158V157H91ZM90 157H88V159L90 160L91 159ZM100 158V157H99ZM101 158H102V156H101ZM104 158L106 159V158H108V156H104ZM111 157H109V159H110ZM120 158V157H119ZM127 158H128V156H127ZM152 158H154V157H152ZM162 158V157H161ZM168 158V157H167ZM173 158H174V156H173ZM178 158V157H177ZM180 159H181V157H179ZM190 158V157H189ZM197 158V157H196ZM201 158V157H200ZM39 159H40V157H39ZM43 158H41V160H42ZM50 159H51V157H50ZM93 159V158H92ZM97 159V158H96ZM108 159V160H109ZM116 159H114V160H116ZM122 159V158H121ZM188 159V158H187ZM202 159V158H201ZM8 160V159H7ZM32 160H34V159H32ZM41 160H40V163H41ZM52 160V159H51ZM53 160V161H54ZM56 160H58L57 158H56ZM65 160V159H64ZM72 160V159H71ZM77 160V159H76ZM75 160V161H76ZM94 160V159H93ZM100 160V159H99ZM111 161H112V159H110ZM118 160V159H117ZM164 160H165V158H164ZM170 160V159H169ZM174 160H175V158H174ZM176 160H178V159H176ZM175 160V161H176ZM182 160V159H181ZM186 160V159H185ZM190 160V159H189ZM194 160V159H193ZM203 160V159H202ZM53 161H51V163L53 162ZM72 161H74V160H72ZM80 161V160H79ZM87 161V160H86ZM94 161H96V160H94ZM101 161V160H100ZM99 161V162H100ZM119 161V160H118ZM120 161H122V160H120ZM145 161V160H144ZM159 161V160H158ZM158 161H156V162H158ZM163 161V160H162ZM168 161V160H167ZM167 161H164V163L165 162H167ZM179 161V160H178ZM199 161V160H198ZM201 161V160H200ZM204 161V160H203ZM30 162V161H29ZM39 162V161H38ZM38 162H36V163H38ZM45 163L47 162V161H44ZM57 162V161H56ZM62 162V161H61ZM89 162V161H88ZM90 162H91V160H90ZM97 162V161H96ZM102 162H105V161H103V159H102ZM109 163H110V161H108ZM114 162V161H113ZM160 162V161H159ZM177 162V161H176ZM176 162H175V164H176ZM180 162V161H179ZM182 162V161H181ZM180 162V163H181ZM185 162V161H184ZM184 162H182V163H184ZM193 162V161H192ZM196 162V160L194 161V163ZM39 163V164H40ZM54 163V162H53ZM59 163V162H58ZM65 163H66V160H65ZM71 163V162H70ZM74 163H76V162H74ZM94 163V162H93ZM118 163V162H117ZM155 163V162H154ZM168 163V164H167ZM167 163H165V164H167V165H169V163H170V161L169 162H167ZM181 163V164H182ZM188 163V162H187ZM194 163L192 164L193 166H194ZM30 164L31 165H33L31 162H30ZM30 164H28V165H30ZM57 164V163H56ZM60 164V163H59ZM58 164V165H59ZM88 164H90V163H88ZM196 164V163H195ZM198 164V163H197ZM30 165V166H31ZM34 165H37V164H34ZM42 165H44L43 163H42ZM61 165V164H60ZM68 165V164H67ZM84 165V164H83ZM83 165H81L82 167H83ZM91 165H93V164H91ZM95 165V164H94ZM100 165V164H99ZM106 165H107V163H106ZM106 165H104V166H106ZM113 165H114V163H113ZM112 165V166H113ZM148 165V164H147ZM192 165H191V167H192ZM204 165V164H203ZM39 166V165H38ZM38 166H37V169H38ZM52 166H54V165H52ZM72 166V165H71ZM70 166V167H71ZM77 166V165H76ZM85 166H87V165H85ZM89 166V165H88ZM87 166V167H88ZM98 166V165H97ZM103 166V165H102ZM101 166V167H102ZM171 166V165H170ZM169 166V167H170ZM189 166V165H188ZM197 166H201V165H197ZM196 166V167H197ZM205 166H206V164H205ZM18 167V166H17ZM34 167V166H33ZM55 167V166H54ZM81 167V168H82ZM90 167V169H92V167L91 166H89ZM107 167V166H106ZM111 167V166H110ZM148 167V166H147ZM150 167V166H149ZM195 167V166H194ZM42 168V167H41ZM46 168V167H45ZM49 168H50V166H49ZM52 168V167H51ZM63 168V167H62ZM62 168H61V170H62ZM68 168V167H67ZM73 168V167H72ZM102 168H105V167H102ZM151 168V167H150ZM158 168V167H157ZM163 168V167H162ZM187 168V167H186ZM193 168V167H192ZM192 168H190V169H192ZM17 169V168H16ZM48 169V168H47ZM53 169V168H52ZM56 169V168H55ZM54 169V170H55ZM64 169H65V167H64ZM73 169H75V168H73ZM85 170H86V168H84ZM89 169V170H90ZM99 169V168H98ZM106 169V168H105ZM165 169V168H164ZM174 169V168H173ZM188 169V168H187ZM195 169V168H194ZM198 169V168H197ZM196 169V170H197ZM200 169V168H199ZM42 170V169H41ZM46 170V169H45ZM51 170V169H50ZM53 170V171H54ZM72 170V169H71ZM82 170H83V168H82ZM110 170H111V168H110ZM140 170V169H139ZM166 170V169H165ZM182 170V169H181ZM185 170V169H184ZM195 170V171H196ZM201 170V169H200ZM48 171V170H47ZM57 171V170H56ZM55 171V172H56ZM66 171V170H65ZM64 171V172H65ZM69 171V170H68ZM94 171V170H93ZM93 171H92V174H93ZM103 171V170H102ZM180 171V170H179ZM194 171V170H193ZM23 172V171H22ZM49 172V171H48ZM61 172H63V171H60V173ZM86 172V171H85ZM90 172V171H89ZM89 172H88V174H89ZM109 172V171H108ZM112 172V171H111ZM118 172V171H117ZM122 172V171H121ZM120 172V173H121ZM132 172V171H131ZM130 172V173H131ZM151 172V171H150ZM174 172H176V171H174ZM181 172V171H180ZM202 172V171H201ZM204 172H206V171H204ZM216 172V173H215ZM36 173V172H35ZM40 173V172H39ZM66 173V172H65ZM82 173V172H81ZM134 173V172H133ZM137 173V172H136ZM191 173V172H190ZM197 173V172H196ZM19 174V173H18ZM25 174V173H24ZM38 174V173H37ZM37 174H36V176H37ZM46 174V173H45ZM54 174V173H53ZM52 174V175H53ZM56 174V173H55ZM58 174V173H57ZM80 174V173H79ZM85 174H87V173H85ZM92 174H90V175H92ZM99 174H100V172H99ZM104 174V173H103ZM115 174V173H114ZM124 174V173H123ZM162 174V173H161ZM173 174V173H172ZM181 174V173H180ZM182 174H183V172H182ZM182 174H181V177H182ZM203 174H205V173H203ZM23 175V174H22ZM27 175H28V173H27ZM39 175V177H40V174H38ZM65 175V174H64ZM83 175V174H82ZM102 175V174H101ZM105 175V174H104ZM138 175V174H137ZM154 175V174H153ZM156 175V174H155ZM160 175V174H159ZM175 175V174H174ZM177 175V174H176ZM184 175V174H183ZM193 175V174H192ZM192 175H191V177H192ZM196 175V174H195ZM205 175H207V174H205ZM47 177H48V175H46ZM51 176V175H50ZM55 176V175H54ZM72 176V175H71ZM86 176V175H85ZM93 176V175H92ZM95 176V175H94ZM100 176V175H99ZM112 176V175H111ZM111 176H107V177H109V178H111ZM114 176V175H113ZM117 176V175H116ZM140 176V175H139ZM168 176H169V173H168ZM171 176V175H170ZM198 176H199V171H198ZM203 176V175H202ZM208 176V175H207ZM214 176V175H213ZM218 176V175H217ZM74 178H75V176H73ZM72 177V178H73ZM120 177V176H119ZM146 177V176H145ZM180 177V176H179ZM184 177V176H183ZM185 177H187V176H185ZM191 177H189V178H191ZM201 177V176H200ZM30 178V177H29ZM46 178V177H45ZM52 178V177H51ZM54 178V177H53ZM61 178V177H60ZM69 178V177H68ZM81 178V177H80ZM96 178H97V176H96ZM141 178V177H140ZM157 178V177H156ZM178 178V177H177ZM207 178V177H206ZM47 179V178H46ZM46 179L44 180V181H46ZM57 179H58V177H57ZM79 179V178H78ZM83 179V178H82ZM94 179H95V177H94ZM116 179V178H115ZM128 179V178H127ZM164 179V178H163ZM168 179V178H167ZM170 179H171V177H170ZM194 179H196V178H194ZM204 179V178H203ZM207 179H209V178H207ZM215 179V177H213V179H211L210 178V180H213V182L215 181L214 180ZM16 180H18V179H16ZM35 180V179H34ZM108 180V179H107ZM112 180H113V177H112ZM118 179H116V181H117ZM136 180V179H135ZM134 180V181H135ZM138 180V179H137ZM159 180V179H158ZM174 180V179H173ZM206 180V179H205ZM33 181V180H32ZM41 181V180H40ZM52 181V180H51ZM53 181H56L55 179L53 180ZM68 181V180H67ZM105 181V180H104ZM115 181V182H116ZM129 181V180H128ZM20 182V181H19ZM70 182H71V180H70ZM75 182V181H74ZM87 182V181H86ZM93 182V181H92ZM99 182V181H98ZM123 182V181H122ZM131 182V181H130ZM148 182V181H147ZM164 182V181H163ZM46 183H47V181H46ZM57 183V182H56ZM69 183V182H68ZM101 184H102V182H100ZM104 183V182H103ZM109 183V182H108ZM124 183V182H123ZM136 183V182H135ZM138 183H140V182H138ZM165 183H167V182H165ZM168 183H170V182H168ZM177 183V182H176ZM175 183V184H176ZM215 183V182H214ZM217 183V182H216ZM20 184V183H19ZM21 184H23V182L21 183ZM43 184V183H42ZM45 184V183H44ZM51 186H49V187H52V184L51 183H49ZM48 184V185H49ZM60 184H61V182H60ZM59 184V185H60ZM73 184V183H72ZM78 184V182L76 183V185ZM81 184H83V183H81ZM131 184V183H130ZM133 184H134V182H133ZM142 184V183H141ZM159 184V183H158ZM162 184V183H161ZM197 184V183H196ZM199 184V183H198ZM203 184V183H202ZM211 184V183H210ZM218 184V183H217ZM47 184L46 185H44V186H48ZM71 184H69L68 186H70ZM80 185V184H79ZM99 185V184H98ZM172 185V184H171ZM174 185V184H173ZM207 185V184H206ZM214 185V184H213ZM16 186H18V185H16ZM29 186V185H28ZM28 186H25V187H28ZM34 185H32V187H33ZM56 186V185H55ZM54 186V187H55ZM67 186V188H69ZM74 186V185H73ZM85 186V185H84ZM83 186V187H84ZM106 186H108V185H106ZM129 186V185H128ZM141 186V185H140ZM182 186V185H181ZM203 186H204V184H203ZM212 186V185H211ZM215 186V185H214ZM218 186V185H217ZM35 187V186H34ZM53 187V188H54ZM58 187V186H57ZM78 186H76V188H77ZM86 187V186H85ZM90 187V186H89ZM102 187V186H101ZM113 187V186H112ZM136 187V186H135ZM162 187V186H161ZM160 187V188H161ZM166 187L167 186H164V188L166 189ZM172 187V186H171ZM192 187V186H191ZM219 187V188H220ZM19 188H20V186H19ZM18 188V189H19ZM31 188V187H30ZM48 188V187H47ZM46 188V189H47ZM52 188V189H53ZM56 188V187H55ZM71 188V187H70ZM100 188V187H99ZM123 188V187H122ZM138 188V187H137ZM148 188H149V186H148ZM174 188H175V186H174ZM179 188H180V186H179ZM178 188V189H179ZM182 188V187H181ZM193 188V187H192ZM198 188V187H197ZM204 188V187H203ZM215 188H216V186H215ZM214 188V189H215ZM219 188H218V190H219ZM42 189V188H41ZM78 189V188H77ZM87 189V188H86ZM89 189V188H88ZM103 189V188H102ZM112 189V188H111ZM116 189V188H115ZM201 189V188H200ZM20 190V189H19ZM38 190V189H37ZM45 190V189H44ZM57 190H58V188H57ZM65 190V189H64ZM68 190V189H67ZM71 190H72V188H71ZM76 190V189H75ZM85 190V189H84ZM99 190V189H98ZM136 190H138V189H136ZM164 190V189H163ZM167 190H169V189H167ZM172 190V189H171ZM207 190V189H206ZM16 191V190H15ZM28 191V190H27ZM34 191V190H33ZM43 191V190H42ZM56 191V190H55ZM61 191H62V189H61ZM69 191V190H68ZM87 191V190H86ZM85 191V192H86ZM89 191H91V190H89ZM95 191V190H94ZM118 191V190H117ZM123 191H124V189H123ZM133 191H135V190H133ZM154 191V190H153ZM176 191H177V188H176ZM205 191V190H204ZM18 192V191H17ZM36 191H34V193H35ZM48 192V191H47ZM53 192V191H52ZM82 192H83V189H82ZM136 192V191H135ZM159 192V191H158ZM164 192H165V190H164ZM167 192H169V191H167ZM172 192V191H171ZM170 192V193H171ZM174 192V191H173ZM217 192V191H216ZM218 192H220V191H218ZM49 193H51V192H49ZM48 193V194H49ZM66 193V192H65ZM72 193V192H71ZM71 193H70V195H71ZM77 193H78V191H77ZM84 193V192H83ZM82 193V194H83ZM90 193V192H89ZM108 193V192H107ZM122 193H124V192H122ZM138 193V192H137ZM136 193V195H138ZM160 193H162L163 195H164V193H163V191L162 192H160ZM185 193H186V191H185ZM47 194V195H48ZM76 194V193H75ZM74 194V195H75ZM129 194V193H128ZM128 194H126V195H128ZM145 194V193H144ZM161 194V195H162ZM174 194V193H173ZM172 194V195H173ZM176 194H178V192L177 193H175V195ZM182 194V193H181ZM208 194V193H207ZM18 195V194H17ZM50 195V194H49ZM52 195H53V193H52ZM56 195V194H55ZM66 195V194H65ZM65 195H63V196H61L62 198L65 196ZM77 195V194H76ZM97 195V194H96ZM95 195V196H96ZM101 195V194H100ZM103 195V194H102ZM125 195V196H126ZM133 195V194H132ZM148 195V194H147ZM179 195H180V192H179ZM200 195V194H199ZM220 195V194H219ZM31 196H32V194H31ZM35 196L37 197V195L35 194ZM68 196H69V193H68ZM72 196V195H71ZM90 196H91V194H90ZM94 196V195H93ZM134 196V195H133ZM178 196V195H177ZM16 197V196H15ZM34 197V196H33ZM40 197V196H39ZM70 197V196H69ZM77 197V196H76ZM86 197V196H85ZM104 197V196H103ZM109 197H111L110 195H109ZM115 197V196H114ZM130 197V196H129ZM158 197V196H157ZM168 197V196H167ZM175 197V196H174ZM202 198H203V196H201ZM209 197V196H208ZM212 197V196H211ZM218 197V196H217ZM216 197V198H217ZM45 198H46V196H45ZM51 198V197H50ZM49 198V199H50ZM66 198H67V196H66ZM88 198H89V195H88ZM92 198H94V197H92ZM113 198V197H112ZM111 198V199H112ZM126 198H128V196L126 197ZM131 198V197H130ZM141 199H142V196L140 197ZM160 198V197H159ZM163 198H164V196H163ZM176 198V197H175ZM182 198V197H181ZM185 198V197H184ZM187 198H189V197H187ZM194 198H197L196 197V195H195V197ZM206 198H207V195H206ZM31 199V198H30ZM37 199V198H36ZM70 199V198H69ZM68 199V200H69ZM81 199V198H80ZM94 199H96V198H94ZM118 199V198H117ZM132 199H134V198H132ZM132 199H131V201H132ZM152 199V198H151ZM165 199V198H164ZM211 199V198H210ZM218 199V198H217ZM216 199V200H217ZM22 200V199H21ZM38 200V199H37ZM40 200V199H39ZM50 200H53V199H50ZM71 200V199H70ZM76 200V199H75ZM89 200H91V198L89 199ZM88 200V201H89ZM93 200V199H92ZM92 200H91V203H94V202H92ZM99 200V199H98ZM98 200H94L95 202L96 201H98ZM153 200V199H152ZM163 200V199H162ZM167 200H168V198H167ZM167 200H164V201H167ZM175 200V199H174ZM197 200V199H196ZM202 200V199H201ZM213 200H214V197H213ZM219 200V199H218ZM218 200L216 201V202H218ZM221 200V199H220ZM31 201V200H30ZM83 201V200H82ZM104 201V200H103ZM116 201V200H115ZM130 201V200H129ZM129 201H127L128 202V204H130L129 203ZM143 201H144V199H143ZM185 201H187V200H185ZM191 201H192V199H191ZM190 201V202H191ZM194 201V200H193ZM203 201V200H202ZM208 201V200H207ZM211 201V200H210ZM23 202V201H22ZM34 202V201H33ZM46 202V204H47V201H45ZM68 202V201H67ZM79 202V201H78ZM86 202V201H85ZM114 202V201H113ZM112 202V203H113ZM136 202V201H135ZM135 202H134V205H135ZM163 202V201H162ZM189 202V203H190ZM215 202V203H216ZM71 203H73V201L71 202ZM90 203V204H91ZM105 203V202H104ZM144 203H146V201L144 202ZM149 203H151V201L149 202ZM165 203H167V202H165ZM164 203V204H165ZM169 203V202H168ZM168 203H167V206H168ZM174 203V202H173ZM31 204V203H30ZM50 204V203H49ZM52 204V203H51ZM51 204H50V206H51ZM67 204V203H66ZM69 204V203H68ZM74 204V203H73ZM72 204V205H73ZM110 204V203H109ZM114 204V203H113ZM127 204V205H128ZM147 204V203H146ZM171 204V203H170ZM169 204V205H170ZM181 204H182V201H181ZM214 204V203H213ZM37 205V204H36ZM35 205V206H36ZM39 205V204H38ZM54 205V204H53ZM52 205V206H53ZM85 205V204H84ZM98 205V204H97ZM96 205V206H97ZM106 205V204H105ZM111 205V204H110ZM153 206H154V203L152 204ZM176 205V204H175ZM190 205H191V203H190ZM189 205V206H190ZM203 205V204H202ZM210 205H212V204H210ZM217 205V204H216ZM24 206V205H23ZM40 206V205H39ZM49 206V207H50ZM112 206V205H111ZM117 206H120V205H118L117 204ZM123 206V205H122ZM136 206V205H135ZM134 206V207H135ZM149 206V205H148ZM165 206V205H164ZM173 206V205H172ZM181 206V205H180ZM185 206H186V204H185ZM184 206V207H185ZM189 206L187 207V208H189ZM197 206V205H196ZM200 206V205H199ZM205 206V205H204ZM204 206H203V208H204ZM214 206V205H213ZM32 207V209H33V206H31ZM67 207V206H66ZM75 207V206H74ZM80 207V206H79ZM85 207V206H84ZM93 207V206H92ZM98 207V206H97ZM113 207V206H112ZM125 207V206H124ZM130 207V206H129ZM140 207V206H139ZM145 207V206H144ZM184 207L182 208V206H181V208L184 210ZM208 207V206H207ZM39 208V207H38ZM51 208V207H50ZM94 208V207H93ZM102 208V207H101ZM100 208V209H101ZM114 208V207H113ZM120 208V207H119ZM155 208V207H154ZM158 208V207H157ZM165 208H167V207H165ZM173 208V207H172ZM172 208H170V211H171V209ZM180 208V209H181ZM186 208V207H185ZM196 208H199V207H196ZM218 208V207H217ZM36 209V208H35ZM35 209H33L34 211H35ZM97 209V208H96ZM95 209V210H96ZM99 209V211H101ZM109 209H111V207H109ZM118 209V208H117ZM121 209V208H120ZM143 209V208H142ZM145 209V208H144ZM160 209V208H159ZM167 209H169V208H167ZM167 209H165V210H167ZM179 209V208H178ZM190 209V208H189ZM211 209V208H210ZM215 209V208H214ZM53 210H54V208H53ZM78 210V209H77ZM90 210H93L92 208L90 209ZM115 210V209H114ZM125 210V209H124ZM128 210H129V208H128ZM155 210V209H154ZM164 210V211H165ZM176 210V209H175ZM206 210V209H205ZM216 210V209H215ZM214 210V211H215ZM218 210V209H217ZM231 210H235V220H233V221H235L236 222V231H235V235H233L232 236V234L230 233V229H232L231 227H229V225H231L230 224V221H231V219H232V211ZM1 211V210H0ZM39 211V210H38ZM37 211V212H38ZM55 211V210H54ZM111 211H113V209L111 210ZM121 211V210H120ZM136 211V210H135ZM139 211V210H138ZM142 211V210H141ZM145 211V210H144ZM159 211V210H158ZM160 211H161V209H160ZM178 211V210H177ZM186 211H188V210H186ZM193 211H194V209H193ZM192 211V212H193ZM199 211V210H198ZM209 211V210H208ZM29 212V211H28ZM36 212V213H37ZM56 212V211H55ZM54 212V213H55ZM77 212V211H76ZM130 213H131V211H129ZM163 212V211H162ZM176 212V211H175ZM180 212H182V210H180ZM196 212V211H195ZM217 212V211H216ZM42 213H43V210H42ZM72 213H73V211H72ZM71 213V214H72ZM115 213L116 212H113V214L115 215ZM136 213V212H135ZM153 213V212H152ZM184 213V212H183ZM186 213H188V212H186ZM186 213H184V214H186ZM198 213V212H197ZM205 213H207L206 211H205ZM209 213V212H208ZM29 214H31V212L29 213ZM33 214V213H32ZM69 214H70V211H69ZM68 214V215H69ZM70 214V215H71ZM77 214V213H76ZM100 214V213H99ZM126 214H128V213H126ZM160 214V213H159ZM158 214V215H159ZM175 214V213H174ZM177 214V213H176ZM196 214V213H195ZM199 214V213H198ZM204 214V213H203ZM213 214H216V213H214L213 212ZM25 215H27V214H25ZM66 215V214H65ZM101 215V214H100ZM105 215H107L106 213H105ZM104 215V216H105ZM116 215H117V213H116ZM119 215V214H118ZM146 215V214H145ZM145 215H144V217H145ZM172 215V214H171ZM171 215H169V216H171ZM179 215V214H178ZM55 216V215H54ZM72 216V215H71ZM97 216V215H96ZM103 216V217H104ZM135 216H137L136 214H135ZM154 216H156V213H155V215ZM161 215H159V218H161L160 217ZM181 216V215H180ZM184 216V215H183ZM188 216V215H187ZM197 216V215H196ZM195 216V217H196ZM204 216V215H203ZM61 217V216H60ZM132 217V216H131ZM140 217V216H139ZM175 216H173V218H174ZM189 217H191V214H190V216ZM216 217V216H215ZM32 218H33V216H32ZM75 218V217H74ZM79 218V217H78ZM78 218H77V220H78ZM88 218V217H87ZM146 218V217H145ZM165 218H168V217H165ZM183 218V217H182ZM197 218V217H196ZM200 218V217H199ZM202 218V217H201ZM234 218V217H233ZM41 219H43V218H41ZM57 219V218H56ZM67 219V218H66ZM82 219V218H81ZM89 219H90V216H89ZM95 219V218H94ZM124 219V218H123ZM128 219H130V218H128ZM138 219H140V218H138ZM195 219V218H194ZM207 219V218H206ZM213 219V218H212ZM220 219V218H219ZM69 220V219H68ZM75 220V219H74ZM132 220V219H131ZM159 220V219H158ZM168 220V219H167ZM173 220V219H172ZM175 220V219H174ZM184 220V219H183ZM187 220V219H186ZM185 220V221H186ZM196 220V219H195ZM31 221V220H30ZM29 221V222H30ZM38 221L40 222V220L38 219ZM54 221V220H53ZM70 221V220H69ZM76 221V220H75ZM79 221V220H78ZM88 221V220H87ZM91 221H94V220H92V217H91ZM98 221V220H97ZM99 221H101V220H99ZM156 221V220H155ZM177 221V220H176ZM181 221V220H180ZM192 221V220H191ZM198 221V220H197ZM199 221H201V220H199ZM208 221H211V220H208ZM232 221V222H233ZM36 222H37V220H36ZM38 222V223H39ZM85 222V221H84ZM107 222V221H106ZM131 222V221H130ZM148 222V221H147ZM175 222V221H174ZM217 222H219V221H217ZM47 223V222H46ZM56 223V222H55ZM65 223H66V221H65ZM75 223V222H74ZM73 223V224H74ZM78 223V222H77ZM139 223V222H138ZM171 223H173V222H171ZM182 224H183V222H181ZM195 224H196V221L194 222ZM200 223V222H199ZM203 223V222H202ZM221 223V224H222ZM37 224V223H36ZM35 224V225H36ZM42 224V223H41ZM44 224H45V222H44ZM44 224H43V226H44ZM53 224V223H52ZM51 224V225H52ZM58 224L60 225V223L58 222ZM67 224H68V221H67ZM80 224V223H79ZM88 224H89V222H88ZM92 224V223H91ZM95 224H96V222H95ZM115 224V223H114ZM117 224V223H116ZM132 224V223H131ZM155 224L157 225V223L155 222ZM168 224V223H167ZM176 224V223H175ZM179 223H177V225H178ZM186 224V223H185ZM189 224V223H188ZM211 224V223H210ZM37 225H39L40 226V223L39 224H37ZM46 225V224H45ZM50 225V224H49ZM84 225V224H83ZM105 225H109V224H105ZM111 225H112V223H111ZM126 225V224H125ZM135 225H137L136 223H135ZM134 225V226H135ZM198 225V224H197ZM206 225H209V224H206ZM33 226V225H32ZM61 226H62V224H61ZM65 226H66V224H65ZM78 226V225H77ZM77 226L75 227V228H77ZM86 226V225H85ZM85 226H83V227H85ZM88 226H90V225H88ZM96 226V225H95ZM104 226V225H103ZM132 226V225H131ZM161 226H163V224L161 225ZM180 226V225H179ZM183 226V225H182ZM185 226H187V225H184L183 227H185ZM192 226V225H191ZM204 226V225H203ZM215 227H216V225H214ZM73 227V226H72ZM79 227H82V226H78V228ZM91 227H92V225H91ZM105 227V226H104ZM109 227V226H108ZM114 227H115V225H114ZM124 227V226H123ZM150 227V226H149ZM156 227V226H155ZM158 228L157 229H159V231L158 232H161L160 231V229L161 228H163V227H161V228H159V225L157 226ZM211 228H212V226H210ZM214 227V228H215ZM34 228H35V226L33 227V230H34ZM39 228V227H38ZM52 228V227H51ZM87 228V226L85 227V229ZM99 228H101V226L99 227ZM119 228V227H118ZM151 228V227H150ZM175 228V227H174ZM192 228V227H191ZM209 228V227H208ZM220 228V227H219ZM37 228H35V230H36ZM43 229H45V228H43ZM73 229V228H72ZM98 229V228H97ZM105 229H106V227H105ZM111 229V228H110ZM115 229V228H114ZM113 229V230H114ZM134 229V228H133ZM137 229V228H136ZM135 229V231H137V230H139V229H137L136 230ZM156 229V228H155ZM154 229V230H155ZM173 229V228H172ZM223 229V228H222ZM34 230V231H35ZM46 230V229H45ZM48 230H49V228H48ZM53 230V229H52ZM83 230L84 229H82L81 231H82V233H83ZM86 230H89V229H86ZM98 230H100V229H98ZM102 230V229H101ZM100 230V231H101ZM117 230V229H116ZM119 230V229H118ZM163 230H165V229H163ZM169 230V229H168ZM187 230V229H186ZM190 230H192V229H190ZM196 230H198L197 229V227H196ZM206 230V229H205ZM204 230V231H205ZM29 232H30V230H28ZM33 231V232H34ZM43 231V230H42ZM54 231V230H53ZM95 231H97V230H95ZM94 231V232H95ZM99 231V232H100ZM106 231V230H105ZM115 231V230H114ZM121 231V230H120ZM134 231V232H135ZM173 231V230H172ZM172 231H170V232H172ZM175 231V230H174ZM183 231V230H182ZM199 231H200V229H199ZM57 232V231H56ZM85 232V231H84ZM98 232V233H99ZM110 232V231H109ZM122 232H124V231H122ZM155 232V231H154ZM179 232V231H178ZM210 232H212V231H210ZM50 233V232H49ZM52 233V232H51ZM57 233H59V232H57ZM60 233H62L61 231H60ZM75 233V232H74ZM78 232H76L75 234H77ZM88 233V232H87ZM89 233H91V232H89ZM88 233V234H89ZM97 233V232H96ZM95 233V234H96ZM105 233V232H104ZM111 233H113V231L111 232ZM118 233V232H117ZM125 233V232H124ZM148 233H151V232H148ZM156 233V232H155ZM162 233H163V231H162ZM172 233H174V232H172ZM175 233H177V230H176V232ZM174 233V234H175ZM179 233H181L182 234V232H179ZM184 233V232H183ZM200 233V232H199ZM44 234V233H43ZM45 234H46V236H47V233L45 232ZM55 234V233H54ZM63 234V233H62ZM94 234V233H93ZM92 234V235H93ZM94 234V235H95ZM108 234H110V233H108ZM153 234V233H152ZM165 234H167V233H165ZM180 234V235H181ZM207 234V233H206ZM210 234H212V233H210ZM231 234V235H230ZM34 235V234H33ZM73 235V234H72ZM83 235H85V234H83ZM119 235V234H118ZM117 235V236H118ZM129 235V234H128ZM130 235H131V233H130ZM142 235V234H141ZM154 235V234H153ZM169 235H170V233H169ZM192 235V234H191ZM217 235V234H216ZM223 234H221V236H222ZM35 236V235H34ZM50 236V235H49ZM91 236V235H90ZM99 236H100V233H99ZM110 236V235H109ZM112 236V235H111ZM114 236H116V235H114ZM113 236V237H114ZM120 236V235H119ZM122 236H124V235H122ZM137 236V235H136ZM156 236H157V234H156ZM163 236V235H162ZM175 237H176V235H174ZM183 236V235H182ZM207 236V235H206ZM209 236V235H208ZM48 237V236H47ZM55 237V236H54ZM84 237V236H83ZM92 237V236H91ZM91 237H89V238H91ZM101 237H102V233H101ZM127 237V236H126ZM154 237H155V235H154ZM159 237H161V236H159ZM167 237H169V236H167ZM170 237H172V236H170ZM210 237V236H209ZM45 238V237H44ZM50 238H51V236H50ZM56 238V237H55ZM77 238H78V236H77ZM82 238V237H81ZM92 238H94V237H92ZM97 238V237H96ZM112 238V237H111ZM117 238V237H116ZM119 239H120V237H118ZM129 238V237H128ZM158 238V237H157ZM185 238H186V236H185ZM193 238V237H192ZM212 238V237H211ZM216 238H218V237H216ZM52 239V238H51ZM66 240H67V238H65ZM79 239V238H78ZM85 239V238H84ZM138 239V238H137ZM152 239H153V237H152ZM152 239H151V241H152ZM159 239V238H158ZM158 239H155L156 241L158 240ZM197 239V238H196ZM215 239V238H214ZM43 240V239H42ZM58 240H59V237H58ZM90 240V239H89ZM89 240H87V241H89ZM99 240V239H98ZM101 240V239H100ZM108 240V239H107ZM110 240V239H109ZM108 240V241H109ZM116 240V239H115ZM121 240H122V238H121ZM144 240V239H143ZM154 240V239H153ZM185 240V239H184ZM187 240V239H186ZM192 240V239H191ZM218 240H219V238H218ZM46 241V240H45ZM49 241V240H48ZM84 241V240H83ZM93 241V240H92ZM96 241H97V239H96ZM118 241V240H117ZM124 241H126V240H124ZM132 241V240H131ZM134 241V240H133ZM132 241V242H133ZM156 241H154V243L155 244H157L156 243ZM159 241H161V239H159ZM168 241V239L167 240H165V242H167ZM174 241V240H173ZM183 241V240H182ZM199 241V239H197V242ZM201 241V240H200ZM213 241V240H212ZM43 242V241H42ZM50 242V241H49ZM55 242H56V240H55ZM94 242V241H93ZM116 242V241H115ZM122 242V241H121ZM129 242V241H128ZM135 242V241H134ZM158 242V241H157ZM162 242V241H161ZM176 242H178V241H176ZM218 242V243H219ZM59 243V242H58ZM68 243V242H67ZM69 243H71V241L69 242ZM113 243V242H112ZM127 243V242H126ZM142 243V242H141ZM151 243V242H150ZM159 243V242H158ZM164 243V242H163ZM169 243V242H168ZM192 243H193V241H192ZM200 243V242H199ZM60 244V243H59ZM75 244V243H74ZM82 244V243H81ZM86 244H88V243H86ZM93 244V243H92ZM100 244H102V243H100ZM109 244V243H108ZM123 244V243H122ZM125 244V243H124ZM132 244V243H131ZM153 244V243H152ZM154 244V245H155ZM160 244V243H159ZM159 244H157V245H159ZM171 244V243H170ZM174 244V243H173ZM181 244V243H180ZM184 244V243H183ZM201 244V243H200ZM207 244H209V243H207ZM44 245V244H43ZM85 245V244H84ZM89 246H90V244H88ZM88 245H86V246H88ZM98 244H97V242H96V246H97ZM126 245V244H125ZM124 245V246H125ZM163 245V244H162ZM182 245V244H181ZM220 245V244H219ZM55 246H57V245H55ZM67 246V245H66ZM65 246V247H66ZM85 246V247H86ZM88 246V247H89ZM93 246V245H92ZM95 246V247H96ZM121 246V245H120ZM127 246H129V244H127ZM159 246H161V245H159ZM165 245H163L162 247H164ZM171 246V245H170ZM183 246V245H182ZM30 247V246H29ZM36 247V246H35ZM51 248H52V246H50ZM62 247V246H61ZM60 247V248H61ZM83 247V246H82ZM81 247V248H82ZM94 247V248H95ZM112 247V246H111ZM134 247V246H133ZM145 247V246H144ZM161 247V248H162ZM176 247V246H175ZM178 247H180V246H178ZM196 247V246H195ZM202 247V246H201ZM209 247V246H208ZM212 247V245L209 247V248H211ZM46 248V247H45ZM51 248H49V249H51ZM57 248V247H56ZM67 249H68V247H66ZM73 248V247H72ZM79 248V247H78ZM84 248V247H83ZM91 247H89V248H87V250L88 249H90ZM99 248V247H98ZM121 248V247H120ZM127 248V247H126ZM142 248V247H141ZM155 248H156V245H155ZM158 248V247H157ZM173 248V247H172ZM182 248V247H181ZM183 248H184V246H183ZM199 248V247H198ZM214 248V247H213ZM32 249V248H31ZM54 249V248H53ZM99 249H101V248H99ZM113 249H114V247H113ZM140 249V248H139ZM151 249H153V246L151 247ZM165 249H167V248H165ZM164 249V250H165ZM169 249V248H168ZM167 249V250H168ZM187 249V248H186ZM203 249H205V248H203ZM218 249V248H217ZM75 250V249H74ZM103 250V249H102ZM127 251H128V248L126 249ZM135 250H137V249H135ZM154 250V249H153ZM193 250V249H192ZM207 250L209 251V249L207 248ZM214 250H216V249H214ZM42 251V250H41ZM77 251H78V249H77ZM90 251V250H89ZM150 251V250H149ZM155 251V250H154ZM171 251V250H170ZM173 251V250H172ZM171 251V252H172ZM183 251H184V249H183ZM206 251V250H205ZM217 251V250H216ZM216 251H215V253H216ZM219 252H220V249L218 250ZM218 251H217V254H220V253H218ZM65 252V251H64ZM63 252V253H64ZM142 252V251H141ZM146 252V251H145ZM159 252V251H158ZM165 252H167V251H165ZM168 252H169V250H168ZM167 252V253H168ZM185 252H187V251H185ZM210 252V251H209ZM208 252V253H209ZM212 252V251H211ZM59 253V252H58ZM57 253V254H58ZM74 253V252H73ZM73 253H71V254H73ZM89 253H93V252H89ZM100 253V252H99ZM104 253V252H103ZM135 253V252H134ZM133 253V254H134ZM174 253V252H173ZM188 253V252H187ZM197 253V252H196ZM204 253V252H203ZM54 254V253H53ZM65 254V253H64ZM69 253H67V255H68ZM101 254V253H100ZM107 254H108V252H107ZM151 254V253H150ZM171 254V253H170ZM182 254V253H181ZM186 254V253H185ZM192 254H194V251L192 252ZM40 255V254H39ZM56 255V254H55ZM59 255V254H58ZM63 255V254H62ZM110 255V254H109ZM140 255V254H139ZM176 255V254H175ZM178 255V254H177ZM207 255V254H206ZM205 255V256H206ZM209 255V254H208ZM212 255H213V258H214V253L212 252ZM46 256V255H45ZM50 256H53V255H50ZM49 256V257H50ZM64 256V255H63ZM69 256H71V258H73L72 257V255H69ZM91 256V255H90ZM100 256V255H99ZM141 256V255H140ZM148 256V255H147ZM152 256V255H151ZM156 256V254L153 256V257H155ZM168 255H165V257H167ZM188 256V255H187ZM191 256V255H190ZM204 256V255H203ZM62 257V256H61ZM75 254H74V259H75ZM87 257V256H86ZM92 257V256H91ZM95 257V256H94ZM108 257V256H107ZM150 257V256H149ZM169 257H170V255H169ZM175 256H173V258H174ZM183 257V256H182ZM207 257H209V256H207ZM216 257V256H215ZM57 258V257H56ZM59 258V257H58ZM65 258V257H64ZM70 258V259H71ZM81 259H82V257H80ZM83 258H84V256H83ZM88 258V257H87ZM97 258V257H96ZM102 258V257H101ZM160 258V257H159ZM184 258H185V256H184ZM183 258V259H184ZM188 258V257H187ZM190 258V257H189ZM193 258V257H192ZM195 258V257H194ZM197 258V257H196ZM209 258H211V257H209ZM209 258L207 259L208 261L207 262H210V261H213V260H209ZM45 259H46V257H45ZM52 259H53V257H52ZM78 259V258H77ZM80 259V261L82 262L83 260H81ZM89 259H91V258H89ZM99 259H100V257H99ZM98 259V260H99ZM107 259V258H106ZM150 259V258H149ZM153 259V258H152ZM170 259V258H169ZM186 259V258H185ZM191 259V258H190ZM215 259V258H214ZM215 259V260H216ZM219 259V260H220ZM49 260H50V258H49ZM57 260V259H56ZM109 260H110V258H109ZM108 260V261H109ZM161 260V259H160ZM178 260V259H177ZM182 260V259H181ZM189 260V259H188ZM193 260V262H194V259H192ZM191 260V261H192ZM205 260V259H204ZM215 260H214V263H217V262H215ZM51 261V260H50ZM58 261V260H57ZM60 261V260H59ZM74 261V260H73ZM102 261H103V259H102ZM162 261V260H161ZM168 261V260H167ZM171 261H174V260H171ZM86 262H87V260H86ZM91 261L89 260V263H90ZM99 262V261H98ZM106 262L107 261H105V264H106ZM129 262V261H128ZM165 262V261H164ZM175 262H176V260H175ZM196 262V261H195ZM47 263V262H46ZM54 263V262H53ZM59 263V262H58ZM94 263V262H93ZM120 263H121V261H120ZM132 263V262H131ZM130 263V264H131ZM179 263V262H178ZM199 263H200V260H199ZM42 264V263H41ZM50 264H52V263H50ZM62 264H64V263H62ZM92 264V263H91ZM102 264V263H101ZM114 264V263H113ZM117 264V263H116ZM172 264H173V262H172ZM175 264V263H174Z\"/></svg>",
  "mask_w": 264,
  "mask_h": 264
}]
</instances>
